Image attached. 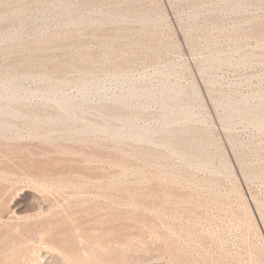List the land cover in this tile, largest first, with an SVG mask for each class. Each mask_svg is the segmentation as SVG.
Wrapping results in <instances>:
<instances>
[{"label":"rangeland","instance_id":"rangeland-1","mask_svg":"<svg viewBox=\"0 0 264 264\" xmlns=\"http://www.w3.org/2000/svg\"><path fill=\"white\" fill-rule=\"evenodd\" d=\"M6 1L7 0H5V1L0 0V9L1 10H2L3 5H4L3 3H5ZM20 1L21 0H19V1L17 0V2H20ZM135 3H136V5H134ZM19 5L21 8L19 7ZM153 7H154V9H153ZM18 8L21 9V10L19 9V11H21V13L18 11L19 15L18 14L15 15V16H17V18L15 16L12 17L11 15H9L11 17L9 18L7 16L8 19L5 18L3 20V21H5V23H3V24H2L3 21L0 20L1 21L0 22V52H4V50L6 49L4 52L5 55H4V53L3 54L0 53V60H1L0 61L1 62L0 69H2L0 71V74L2 75V76L0 75V78L4 77L3 75H5V74L11 75L13 72L14 73L20 72V73H25V74L27 72V74L33 75L35 77V79H37V80L27 79V80L23 81L21 83L22 85H21V88L18 90L17 95H20V97H23L27 100H32L31 102L33 105H35L36 103L41 104L43 102V100L33 99V96L31 94L36 89L37 86L40 87L43 85L38 81L39 78H41L42 76H45V74H49L53 78V81H55V80L57 81V80L65 77V74H66L65 78H68L69 80L77 79L79 77L78 74L80 75V72H82L88 68L90 70L88 69L87 71H89V72L93 71L94 74L91 73V75L93 74V78H89V79H86L85 81H83L82 82L83 87L81 89H69V88L65 87V88H63L62 93H67L70 97H72L73 99L78 101L82 95V91H87V100L89 103H91L93 105H99L101 103L107 102L108 105H111V104H114L112 101L113 96H118V95L120 96V95L124 94L125 92H127L129 90V88H131L132 85H133L132 86L133 90H134V86H137L139 88L142 85H144L142 87L148 86V87H150L149 89L152 90V92H150V96H153L152 99L155 98L156 100H158V99H161V94H160L161 88H159V87L166 84V81L169 80L167 83L170 82L169 83L170 85L173 84V86H172L173 90L170 91L171 94H170V92L167 93V95L169 94L168 95L169 97L165 96V97H167V98H165L166 100L164 99V102L166 103V105L171 108L173 114H175L177 107H181L182 109H185V110L187 109L186 111H189V113H191L193 115L192 120L189 121L190 123L182 121L183 122V125H182L181 124L182 122L180 121L179 124L181 126L179 124L178 125L180 127H183V128H186L188 126L193 127V128H197V131L198 132L200 131L201 132L200 134H202V136H201L195 130L192 132V133H194L193 136L195 138H193L192 134H188L189 136L187 135L184 137L183 135H178L175 131L176 127L173 126L175 128H169L170 130L168 132L171 135L166 134V136H165V133H166L165 132L164 135L162 133H159V134L157 133L162 138H159V136L156 134L154 137V141H156L157 144L159 142L161 144L162 140H163V142H166V141L168 142V141H170V138H171V140H174L172 142H175V144H178L183 150L187 149V145L185 143L188 142L187 144H189V147L190 146L191 147L190 148L188 147V149L186 151L185 150L184 151L187 153L190 152V154L189 153L188 154L193 156L192 157V159H193L192 165L194 164L195 166L191 165V167H192L191 169H190V166L186 165L185 162L180 157H176V156H175L176 158L173 156L170 157V155H171L170 151L168 149L166 150L162 146H160L161 149H159L160 147L157 144H156L157 146L155 145V146H153V148H152V146L150 147L149 145L147 146V144H145L144 146L145 147L147 146V148H148V151H147L146 150L147 148H145L143 146L144 143L143 144L142 143L134 144L135 142L130 139L131 138L130 133H127V132L124 133L122 136V141L124 143L123 142L119 143V145L116 149H114L112 147L113 146L112 143H108V141L107 142L106 141L100 142V140L97 141L98 145L92 144L91 140L90 141H83V143L80 142V144L79 143H73L71 145L63 144V146L67 145L70 148H72L76 153L80 152V153H83V154L88 155V156L89 155L90 156L95 155L98 158H100L102 160V162L99 164L98 163L95 164V162H92L91 164L90 163L84 164L83 159L79 156L74 157V158L68 157V156L59 157V156H57V155L55 156L53 154L54 160H56L58 163L55 170L56 171L58 170V171L69 172L70 181L72 182L73 185L75 184L74 186H77V187L72 186V187L68 188L67 190H65V193H62V196H60L61 194L56 196L57 197L56 200H58L59 204L63 205L64 207H66L65 205L69 206V208H70L69 211L72 214L71 215L72 223L70 224L65 219H61L60 216H58L57 222L54 220V218H53V220H51L52 224H51V221H49L50 224L45 229V231L47 233H50L49 235H51V237H50L51 239L50 238L48 239V240H50L49 242L50 243L52 242L51 243L52 245H54L56 248L66 252V253L67 252L77 253V251H79V247H78L79 243L82 245H85L86 247L99 250L103 253L105 252L104 251V249H105V250L109 251V253L106 251L104 254L105 257L107 256L106 258H107L108 262H106V264H112L113 262H114L113 264H120V263L127 264V262H129L128 264H130V263L131 264L132 263L133 264H176L179 261H180V264H188V262H190V261L191 262L189 264H192V263L199 264V262H200V264H241L242 262H244L242 264H245V263L246 264L247 263L248 264L249 263L250 264L251 263L252 264H264V257H263L264 255L262 254V253H264V248H263L264 247V245H263V243H264V181H263L264 180V126L263 127L260 126V128H259V126L258 127L256 126V123H255L256 121H254V124H251L252 121L250 123L249 122L250 119L249 118L246 119V117H248V116H244V117L242 116L241 117V115L237 116V114L235 115L231 112L232 110H235L236 106H237V109L240 108V106L241 107L247 106V108L251 107L250 109H252L254 105L258 104L259 106L257 105L256 107L257 108L260 107L259 108L260 112L264 108V52H263L264 51V21H263L264 20V0H136V1H134V0H93V1L92 0H86V1L85 0H24V1H21L20 3H17V10H18ZM72 11H73V13H72ZM126 11H127V13H126ZM158 11H160V12H158ZM136 12H137V15H136ZM161 12H162V15L160 14ZM68 13H69V15H68ZM130 13L131 14L135 13L136 18L144 16L145 14H148L147 16L149 17V20H150V21H148V23L149 22H151V23L150 24L147 23V25H145L143 23H140L137 19L126 18L125 16L126 15L130 16ZM139 13L142 15L140 16ZM125 19H127V20H125ZM79 20H80V23H79ZM90 22L93 24H91ZM138 22H139V24H138ZM81 23L84 25H82ZM86 23H88V24H86ZM258 23H259V25L257 26L256 24H258ZM140 24L142 26L144 25L146 28L144 26L143 27L140 26ZM260 24H261V26H260ZM80 26H82V27H80ZM125 27L127 29H125ZM86 28H88V29H86ZM120 29L122 31L121 32L122 34L120 33ZM142 29H144V31ZM123 31H124V33H123ZM146 31L147 32L152 31V35H150L151 33L147 34ZM51 33H53L54 35H52ZM137 33H138V35H137ZM186 33H188L189 35ZM203 33H205V34H203ZM50 34L52 35V38L54 37V39L57 43H55L54 39L53 40L50 39V37H49ZM71 34H73V36ZM101 34H102V36H101ZM119 34H121V35H119ZM135 34L137 35V37H135L136 36ZM64 35H65V37H64ZM146 35L148 37H145ZM56 36H57V38H59L58 41H57V38H55ZM60 36H62V38ZM66 36H68V37H66ZM151 36L152 37L154 36V38H152ZM108 37L110 40L108 39ZM142 37H144V38H142ZM158 37H160V38L158 40H156ZM39 38H41V39H39ZM90 38H92V39L97 38L96 39L97 41L94 39L90 40ZM105 38H106V40H105ZM32 39L36 40V42L33 41ZM47 39H48V41H47ZM79 39H81V40H79ZM103 39H104V41H103ZM31 40H32V42H30ZM70 40H72V41H70ZM232 40L234 41V43ZM50 41H51V43H50ZM92 42H94V43H92ZM97 42H98V44H97ZM107 43H108V45H106ZM128 43L130 45L133 44L132 47L135 46L137 48L133 47V49H132L131 46H128L129 45ZM135 43H137V44L135 45ZM167 43H168V46H167ZM235 43L236 44L238 43V44L236 45ZM36 44L40 47H38ZM80 44H82V45H80ZM121 44H123V45H121ZM140 44H142V45H140ZM148 44H149V46H148ZM161 44L163 46H160ZM19 45L21 46V48L19 47L20 50L17 47ZM47 45H49V46L47 47ZM78 45L82 48L81 50H80ZM118 45L121 48L122 47L123 48L122 49L119 48ZM138 45L140 48L138 47ZM152 45H154L155 47ZM13 46H15V47H13ZM107 46L109 47V49ZM159 46L162 47V49H161L162 51L160 49H158ZM164 46L166 48H164ZM99 47H100V49H99ZM7 48H9V49H7ZM10 48H11V50H10ZM64 48H69V50L66 49L69 52L64 50ZM78 48H79V51L77 50ZM110 48H111V50L113 49L114 51L108 52V51H110ZM149 48H150V50H149ZM12 49H13V51H12ZM16 49H18V50H16ZM61 49H63V50H61ZM116 49L117 50L119 49L120 51L119 50L117 51ZM127 49L129 50V52ZM8 50H10V51L8 52ZM82 50L85 52H83ZM138 50H141V51H138ZM148 50H149V52H146ZM31 51H33L34 55ZM61 51H64V52L62 53ZM65 51L67 54L65 53ZM121 51H124V52L121 53ZM125 51L127 52L126 53L127 55L125 54ZM150 51H152L153 53H151ZM249 51H250V53H249ZM47 52H48V54H47ZM59 52H61V53H59ZM106 52H108V54H106ZM118 52H120L121 55L116 54ZM245 52H246V54H245ZM255 52H257L258 54ZM19 53H22V55ZM68 53H70L71 55H69ZM75 53L76 54L78 53L77 55L79 57ZM87 53H88V55H87ZM111 53L113 55V56L111 55L112 58H114L113 60H116L118 58H120V59H118V61L116 60V62L111 61L112 60L111 56H108L109 58L107 57V55H109ZM114 53L116 55H114ZM146 53H148L147 54L148 56H146ZM247 53H249V54H247ZM16 54H18V55H16ZM85 54L88 57V59L85 56ZM250 54L251 55L253 54L254 56L253 55L250 56ZM8 55H10V56H8ZM67 55L69 57H67ZM131 55H134V56H131ZM258 55L259 56L261 55V56L259 57ZM7 56L9 57V59ZM100 56H101V58H100ZM130 56L134 57L135 59L131 60L132 58H130ZM137 56L139 58H137ZM243 56L246 58L247 57H249V58L251 57V58L250 59L247 58L248 59L247 60ZM26 57L29 58V60H27ZM57 57H58V59H57ZM73 57H74V59H73ZM115 57H117V58H115ZM122 57H123V59H122ZM213 57L215 59L217 58L216 60L220 59L221 61H216ZM255 57L256 58L258 57V59H256ZM1 58L2 59L4 58V59L2 60ZM43 58H45L44 61L46 59H48V60H46L44 62ZM67 58H68V60H67ZM96 58H98V60ZM110 58H111V60H109ZM209 58H212L215 62H217L219 64L212 65L208 61ZM31 59H33V60H31ZM59 59H61L63 62H65L64 63L65 65L62 64L63 62L59 61ZM128 59H129V61H128ZM224 60L226 61V63ZM243 60H244L245 64L247 63L246 65L244 64V62H242ZM33 61L36 63L33 64ZM54 61L56 62L55 66H54V63H55ZM120 61L121 62L124 61L125 63H123V62L121 63ZM248 61H250V62H248ZM251 61H253V62L251 63ZM30 62L33 65L30 64ZM85 62H87V63L83 64ZM114 62L116 63V65L114 64ZM138 62L141 63V65ZM23 63H24V65H23ZM38 63H41V65H39ZM68 63H69V65H68ZM80 63H81V65H79ZM119 63L122 65H120ZM131 63H132V65L134 64L133 68L130 67ZM18 64H21V66ZM88 64H90L92 66H89ZM124 64H125V66L127 64H129V65H127L125 68H123ZM224 64H226V65H224ZM233 64H234V66H237L239 64L238 68H236V67L233 68L232 67ZM76 65H78V66H76ZM85 65H87L88 67ZM211 65H212V67L219 65V67L218 66H217L218 68L214 67L213 68L214 71H211V70H213L212 68L209 67ZM70 66H71V69H69ZM79 66L82 67V69ZM136 66H138V67H136ZM239 66H241V68H239ZM6 67H7V69L11 68V70L10 69L7 70ZM17 67H18V69H17ZM113 67L115 69H112ZM117 67L119 68V72L117 70L118 69ZM205 67H208L210 72ZM36 68H38V70ZM52 68L56 72L54 70H51ZM77 68H79V70ZM102 68H103V70H102ZM215 68H216V70H215ZM18 70H19V72H18ZM58 70H59V72H58ZM77 70L79 73L77 72ZM96 70H98V72ZM110 70L113 72H111ZM115 70H117V72ZM50 71H51V73H50ZM108 71H110L111 74L116 72V74L114 76L110 75V72H108ZM2 72H4L5 74L4 73L2 74ZM36 72L37 73L39 72V73L37 74ZM41 72H42V74H41ZM52 73H56V74L53 75ZM160 81H162V82L165 81V82H163L164 84L161 82L162 84L159 86L158 84H160V83H157V82H160ZM173 82H175V83H173ZM39 83H40V85H39ZM183 86H186L187 88H184ZM154 87H155V89H154L155 91H153ZM182 87H183V90L179 91V89L180 88L182 89ZM190 88H192V89H190ZM125 89H127V90L125 91ZM175 89H176V91L178 90L177 91L178 93L175 91ZM181 91L183 93H181ZM187 91H189V93H187ZM178 94H179V96H178ZM220 94H222V95H220ZM180 95L182 97H180ZM184 96L185 97L187 96L189 99L185 98ZM216 96L223 97V98L225 97L227 99L225 100V98L224 99L222 98L223 99L222 100L221 98L217 97V99H218L217 100ZM242 96L245 97V99H246L245 101H244V98ZM194 97H196V98H194ZM233 97H235V100ZM191 98H193V100ZM132 99H131L132 101H131L129 107H127L123 110V112L126 114V116L128 115V118L133 123H136L138 125L145 124V126H147L149 128H156L159 124L158 121L160 119L157 117H161V115H162L161 113H163V111H165V110L160 108V110H161L160 111L159 110L160 105H156L155 103H152L151 98H148V100H147V98L144 99V98H137L136 97V100H135L134 99V91H133V98ZM137 99H140L141 101L140 100L137 101ZM142 99L145 100L146 103L143 102ZM185 99H187L188 101L186 100L187 102H185ZM238 100L239 101L241 100V101L237 102ZM147 101H148V104H147ZM178 101H179V106H178ZM216 101L219 103L221 102V105L219 103H217ZM222 101H224V103L226 105ZM227 101L229 104L226 103ZM231 102H233L232 104L233 105L235 104V105L233 106L232 104H230ZM241 102H243V104ZM183 103H185V104H183ZM192 103H194V104H192ZM180 104H182V105H180ZM215 104L217 106H215ZM148 105H150V106L147 107ZM185 105H187V106H185ZM260 105H262V106H260ZM144 107H146V109ZM156 107H158V109H155ZM192 107H193V109H191ZM40 108L42 110H44V107L40 106ZM148 108H150V109L148 110ZM232 108H234V109H232ZM254 108H255V106H254ZM126 110H128V112ZM142 110H144V111H142ZM226 110H227V112H230L229 114L232 113V115L227 114V112H225ZM158 111H160L161 113ZM141 112L142 113L144 112V113L142 114ZM149 112H150V115H149ZM260 112L257 116L258 119H256V120L257 121L258 120L264 121V113H263L264 111H262L261 113ZM47 113H48V111H47ZM89 113H90V115H94L95 111L89 110ZM156 113H158L160 116H158V114L156 115ZM225 113L228 115L229 118H227V115ZM138 114L141 116H137ZM173 114L170 115V118H172ZM194 114L196 116H194ZM220 115H224L223 117L226 116L225 118H223V120H225L224 125H223V123H221V121H223V120H221L222 116L220 117ZM233 115H235V116H233ZM199 116H200V118H199ZM230 116L232 117L233 120L230 118ZM201 117H203V118H201ZM235 117H237V118H235ZM260 117H261V120L259 119ZM194 118H196V121H197L196 126H195V122H193ZM219 118H221V119H219ZM143 119H145V120H143ZM199 119L204 121V123H202V121H200ZM242 119L247 120V121H242ZM248 119H249V121H248ZM238 120H239V122H238ZM207 121L209 124L207 123ZM232 121L234 122L233 124H231ZM155 123H157V124L155 125ZM186 123H188V124H186ZM201 123L205 124V126L204 125L201 126ZM191 124H192V126H191ZM206 125H207V127H206ZM208 125H210L211 127ZM225 125L227 126V128H225ZM231 125H233V126L231 127ZM203 126H204V129L202 128ZM228 126H230L231 129ZM261 127H262V129H261ZM228 128H229V130H226ZM201 129L203 130V132L201 131ZM204 131H205V133L206 132L208 133L206 135V137H204V135H205ZM209 131H211V132H209ZM210 133H211V135H210ZM198 135H200L199 136L200 138L198 137ZM208 135H209V137H208ZM213 136H214V138L211 139ZM190 137H191V140H190ZM197 137L199 138V141H201V142H199V143L197 142L198 141V139H196ZM228 137H230V138H228ZM165 138H167V140ZM185 139L187 140V142ZM203 139H204V141H203ZM128 140H129V142H128L129 144L126 145ZM130 141H131V143H130ZM189 141H191V142H189ZM88 143L90 145H88ZM193 143L194 144L196 143L195 144L196 146L192 147ZM210 144L212 145V147H215V148H212V147L210 148L209 147ZM23 145H28L29 148L31 150H33V152H35L36 154H38L40 152V150H42V149H44V150L47 149L46 147H41V145H39L36 142L24 141ZM38 145L40 148H38ZM110 145H112V146H110ZM120 145L122 148L120 147ZM139 145H141L143 147H141ZM83 146H85V147H83ZM100 147H101V149H99ZM195 147H198L199 152L200 151H202V152L199 153L198 151H196V150H198V148H195ZM206 147H207V149H206L207 151H205V149H204ZM124 148H126V149L124 150ZM193 148L195 151L193 150ZM208 148H209V150L211 149L210 153L208 152L209 151ZM134 149L137 151V153ZM151 149H153V150H151ZM48 150H50V148H48ZM117 150H118V152H117ZM138 150H140L141 153H143L144 150H146V151L143 154H141ZM213 150H214V152H212ZM51 151L53 152L54 150H51ZM130 151L133 152V154H134L133 156H132V153ZM151 152L154 154L152 155ZM122 153L126 154V155L124 154L125 157L128 156L129 154L130 155H129V157H126L124 159V155ZM127 153H129V154L127 155ZM156 153H157V155H159V153H160L161 157L160 156H158V157H160L161 159L159 158V160H158V157L156 158V156H157ZM194 153L196 155L201 154V157H203L202 155L208 156V153H209V155L212 153V155H214L215 158L212 155L210 157L208 156L209 157L208 159H210V160L212 159V161L208 160L209 163L211 164V165L208 164V166H210L212 169L210 167H207L208 168L207 170H203L205 172H203L200 169H199V172H197L196 170H198V169H196L197 168L196 161L197 162L199 161L198 163H200L203 161V158L200 157L198 159L199 156L198 155L196 156ZM121 154L123 157L121 156ZM148 154L150 155L149 157L147 156ZM115 155H117L118 157ZM194 155L196 157H194ZM222 155H223V157L220 159V157ZM225 155H226V157H225ZM130 156H132L133 158L131 159ZM141 156H142V158H140ZM162 156L170 158V159H167V158L165 159ZM216 156H217V158H216ZM218 156H219V160H218ZM237 157L239 160L237 159ZM128 158H130V159H128ZM178 158H179V160H177ZM194 158H196V159H194ZM206 158L207 157H204V160ZM121 159H122V161H121ZM152 159H155V160H152ZM224 159L226 160V163H225ZM217 161H218V163H217ZM220 161L223 163H221ZM165 162H167V163L165 164ZM239 162L240 163L242 162V165L244 167L242 165H240ZM125 163H126V165H124ZM219 163L221 165H219ZM67 164H69V165H67ZM82 164H84V165H82ZM117 164H118V166H117ZM157 164H158V166H157ZM212 164H213V167H212ZM35 165H36V163H35ZM81 165L83 166V168ZM92 165H94V167ZM166 165H169L168 166L169 168ZM178 165H179V167H177ZM217 165H218V167H217ZM113 166L115 168H113ZM151 166L155 167V169L158 172L154 168L151 169ZM173 166H175L177 169H175V167L173 169L172 168ZM222 166H223V171L221 169ZM95 168H96V170H95ZM98 168H100V169H98ZM106 168L108 170H106ZM110 168H112V169H110ZM127 168H128V170H127ZM135 168H136V170H135ZM163 168H165V169H163ZM167 168L170 170H168ZM178 168H180L181 170ZM193 168H195L194 170L196 172H194ZM218 168L221 170H219ZM141 169H142V171H141ZM159 169H161V170H159ZM210 169L213 172L215 170V172H214L215 175H213L214 173ZM154 170L157 173L154 172ZM162 170H163V172H162ZM173 170L175 171V173ZM188 170L191 172H189ZM98 171L100 173H98ZM133 171L134 172L136 171L138 174L136 172H135L136 173L135 174ZM178 171H180V172H178ZM206 171L208 172L209 175L211 174V172L213 174H211L210 176L208 174L206 175ZM229 171H231V172H229ZM255 171L259 174L258 177H256L258 174L255 173ZM193 172L196 174L194 175ZM222 172H224V173H222ZM245 172H246V174H249L248 177L251 176L252 179L247 178L248 179L247 180L246 178H244L243 176L246 175ZM140 173L142 175H140ZM168 173H170V174L173 173V174H171L172 176L170 175V179L172 181L169 179ZM178 173H179V177H178ZM219 173H221V174H219ZM230 173L232 174V176L230 175ZM159 174H161V175H159ZM189 174H190V176H189ZM191 175H193V177H191ZM217 175L218 176L219 175L224 176V178L221 176L218 177ZM83 176H85V177H83ZM115 176H116V178H113ZM134 176H135V178H133ZM180 176H182V178ZM213 176L216 179H214ZM226 177H228L229 179ZM245 177H247V176H245ZM128 178L129 179L132 178V179L129 180ZM136 178H137V180H136ZM142 178H145V179L143 180ZM179 178H180L181 182H179L180 181ZM217 178L219 179V181L217 180ZM113 179H114V181L118 182L117 184H119V182H121L119 184L120 187H119V185L116 184L117 185V191L116 192L107 191L106 188H105V191L103 192L104 188H101L102 191L98 189V186H100V184L97 186H95L93 184L94 181L98 180V182H101V184L104 182L103 183L104 185H108V184L113 182ZM119 179H121V180H119ZM189 179H191V180H189ZM244 179H246V181H249V182H245ZM84 180H85V182H84ZM86 180H87V182H86ZM109 180L110 181L112 180V181L110 182ZM165 180L170 184L172 182V184H174V185L170 186L167 182H165ZM173 180H175V181H173ZM205 180H207V181H205ZM128 181H132L133 183L128 182ZM139 181H141L143 184L140 183ZM145 181L146 182L148 181V182L146 183ZM157 181L161 184H159ZM200 181H202V182H200ZM208 181L210 182V184H208L209 183ZM82 182L84 185L82 184ZM163 182H164V184H163ZM80 183L82 184V186ZM165 183H167L169 186L166 185V187H165ZM203 183H205V184L203 185ZM195 184H196V186H194ZM197 184L198 185L201 184V185H199V187H198ZM215 184H216V186H215ZM176 185L177 186L180 185L179 186L180 190L178 187H174ZM207 185H211V187L207 186ZM2 187H3V189L7 188L6 191L4 190L5 192H2V189H1ZM2 187L0 188V211H4L5 216L3 215V212H0V230L4 228V226H2L3 224H6V223L8 224L11 220H14L16 215L19 217H21V216L22 217L23 216L36 217L39 214V210L36 208V202L34 201L35 194H37L35 190L28 188V187L22 188L21 186H13L12 188H9V185H7V184H4ZM232 187H233L234 191H231V190H233ZM71 188H73V191ZM76 188L78 189V191ZM177 188H178V191H177ZM24 190H26V191H24ZM88 190H90V191H88ZM229 190H230V192H229ZM236 190H238L239 192ZM19 191L20 192L22 191L23 194H22V192L20 193ZM80 192H82V193H80ZM102 192L104 195L102 194ZM90 193H91V195H90ZM213 193L214 194L216 193V195H213ZM85 194L87 195L86 197H85ZM92 194H93V196H92ZM131 194H133L134 196L133 195L131 196ZM235 194L236 195L238 194V195L235 196ZM94 195L97 197L92 199V197H94ZM106 195H107V197H106ZM90 196H92V197L90 198ZM154 196H155L156 200H158V201L155 200ZM164 196H166V197H164ZM26 197H27V199H26ZM65 197L67 200L65 199ZM70 197H72V198H70ZM80 197L82 199H78ZM84 197L86 199H84ZM219 197H221L223 200ZM30 198H32V199H30ZM103 198H106V200ZM162 198H164L166 201ZM182 198L184 201L182 200ZM238 198H240L242 201H240V199H238ZM90 199H92V200H90ZM218 199H219V201H218ZM130 201H132V202L134 201L133 204ZM163 201L166 203H164ZM12 202H13V204H12ZM28 202L31 203L30 206H29ZM210 202H211V204H210ZM86 204H88V206ZM109 204H111L112 207H110ZM124 204L126 205V207ZM164 204H166V206H164ZM173 204L175 205V207L173 206ZM178 204H180L181 207H179ZM241 204H242V206H241ZM254 204H257L258 206H260L261 210H259L260 208L258 209L257 205H254ZM95 205H96V207H95ZM137 205H138V207H137ZM244 205L247 206V208L246 207L244 208ZM116 206H117V208H116ZM222 206H224V207H222ZM105 207H107V208H105ZM113 207H115V208H113ZM176 207H177V209H176ZM256 207H257V209H256ZM15 208H17V209H15ZM101 208H103V209H101ZM121 208L125 214L123 212H121V210H120ZM139 208H141V209H139ZM8 209H9V211H8ZM79 209H80V211H79ZM130 209H133V210L130 211ZM155 209L157 211H155ZM179 209L181 212L179 211ZM31 210H33V211H31ZM244 210H246L245 213H244ZM258 210L260 211V214H259ZM24 211L27 213H25ZM173 211H176V212H173ZM224 211H227V212H224ZM247 211H248V213H247ZM29 212H31V213H29ZM120 212H121V214H120ZM241 212H243V213H241ZM110 213H111V215H109ZM145 213L147 215H145ZM172 213H173V215H172ZM175 213H176V215H174ZM232 213H234V214H232ZM89 214H92V215H89ZM248 214H250V216ZM83 215H86V216H83ZM87 215L90 217H87ZM96 215L99 217H97ZM103 215L105 217H103ZM118 215L119 216L121 215V216L118 217ZM94 216H96V217H94ZM241 216H243L244 219ZM75 217H79V218L77 219ZM103 218L106 219L107 221L104 220ZM130 219H131V221H130ZM169 219H171L170 220L171 226H170ZM172 219H174V220L176 219V221H174V220L172 221ZM111 220H112V222L115 221L116 223L115 222L112 223ZM119 220H120V222H119ZM61 221L63 222V224H61L62 223ZM64 221H66V222L64 223ZM75 221H76L77 225L75 224ZM86 221H88V222L86 223ZM96 221H98L99 223ZM132 221H134V222L132 223ZM236 221L240 222L241 224L237 223ZM242 221H243V223H242ZM244 221H246V222H244ZM249 221H251V222H249ZM83 222H85V223H83ZM100 222H102V223H100ZM118 222H119V224H118ZM157 222H159V223L156 224ZM244 223L246 226H244ZM57 224H58V226L62 225L61 228H60V226L57 227ZM82 224H85V225H82ZM90 224H92L93 226ZM78 225H80V226H78ZM123 225H124V227H123ZM254 225H255V227H254ZM106 226L109 228H105ZM131 226H133V227H131ZM241 226H244V227H241ZM84 227H87L88 229L91 228L93 230H91V231H90V229L86 230V228H84ZM111 227H113V228H111ZM185 227L187 229H185ZM252 227H254V228H252ZM51 228H53V229H51ZM136 228H138V229L136 230ZM82 229H84V230H82ZM151 229H153V230H151ZM154 229H156V230H154ZM252 229H253V232H252ZM54 230H56V231H54ZM64 230H67V231H64ZM94 230H99V231H94ZM102 230H104V231H102ZM109 230H110V233H107V232H109ZM169 230H170V232H169ZM62 231L66 232V233H63ZM116 231H118V233ZM172 231H174V232H172ZM177 231H179L180 233ZM54 232L55 233L60 232V233L54 234ZM140 232L143 234H141ZM99 233H100V235H99ZM112 233L117 234V235H113ZM176 233H178V234H176ZM251 233L253 236L251 235ZM246 234H248V235H246ZM66 235H67V237H66ZM118 235L120 238L118 237ZM124 235H126V237ZM134 235H136L135 236L136 238L134 237ZM165 235L167 236V238ZM177 235L179 237L180 236L181 237L179 238ZM85 236H87V238ZM108 236H110V237H108ZM132 236L134 238H132ZM137 236L140 238H138ZM170 236H172V239ZM83 237H85V238H83ZM88 237H89V239L91 238L90 241H89ZM92 237L95 239H93ZM98 237H100L101 239L100 238L98 239ZM113 237L114 238L116 237V238L113 239ZM79 238H81V239H79ZM190 238H192L193 240ZM33 239H36V235H33ZM69 239H73V240L69 241ZM104 239H105V241H102ZM58 240H62V241H58ZM80 240H82V242H80ZM87 240H88V243H87ZM160 240H162V241H160ZM65 241H67V242L63 244L62 242H65ZM99 241L101 242V244H102V242H105V243L109 242V243L102 244V246H101ZM110 241H111V243H110ZM163 241H165V242H163ZM169 241H170L171 245L168 244ZM172 241H174V242H172ZM176 241H178V243ZM95 242L96 243L98 242V243L96 244ZM93 243L98 247H96ZM172 243L173 244L175 243V245H173ZM188 243H190V244H188ZM66 244H67V246H66ZM70 244H72V246ZM129 244H132V245H130L131 247L129 246ZM162 244H163V246H162ZM176 244H177V246H176ZM68 245L71 247H69ZM127 245L129 246V248ZM164 245H168V246H164ZM169 245L173 248H171ZM243 245H245V246H243ZM0 246H1V242H0ZM99 246L101 248H99ZM175 246H176V248H175ZM193 246L195 247L194 249H193ZM75 247H76V249H75ZM259 247H260V249H259ZM102 248H104V249H102ZM111 248H112V250H111ZM159 248H161V249H159ZM190 248H191V250H190ZM113 249L116 251V253ZM123 249L124 250L128 249V250H126V253H125V251ZM132 249L134 252L131 251ZM182 249H183V251H182ZM187 249H189V250H187ZM245 249L248 251H246ZM258 249H259V251H258ZM44 250L45 249L40 248V247L39 248L35 247V249H34L33 246H30V252L28 254H26L23 258H17L13 262H12V260L11 261L8 260L7 263H3L0 260V264H2V263L3 264H8V263L9 264H51V263L57 264L58 262H61V258L58 256L56 251H54V250L53 251H51V250L47 251L46 250L44 252ZM176 250H178L180 253ZM193 250H195L196 252ZM243 250H244V252H243ZM253 250H255V252ZM41 251H42V254H41ZM171 251H172V253H174L173 255H171ZM191 251L193 252V254ZM110 252L112 253V255H109ZM117 252H118V255H116ZM127 252H129V253H127ZM130 252L131 253L133 252L132 254H134V255H132ZM187 252L188 253L191 252L189 254L190 256L187 254ZM245 252H246V255H244ZM226 253H227V256H226ZM232 253L233 254L235 253V254L233 255ZM247 253L252 254V255L249 254L251 258L249 256H247L248 255ZM126 254H131L132 256L130 255L131 257L130 256L128 257ZM184 254H185V256H184ZM204 254H205V256H203ZM253 254L256 255V257ZM241 255H242V257H241ZM175 256H177L178 258ZM232 256H234V257H232ZM52 257H53V259H52ZM119 257H120V259H119ZM235 257H236V259H239V258H242V259H240V261L235 260ZM46 258L48 261L46 260ZM130 258H132L134 261ZM181 258L182 259L186 258V259L184 261V259L182 260ZM57 259L60 261H58ZM110 259H112V260H110ZM175 259H176V261H175ZM188 259H189V261H188ZM115 260H119V261H115ZM194 260H196V261H194ZM241 260H242V262H241ZM172 261L173 262L175 261V262L173 263ZM236 261L238 263H236ZM58 264H60V263H58Z\"/></svg>","mask_w":264,"mask_h":264},{"label":"bare ground","instance_id":"bare-ground-1","mask_svg":"<svg viewBox=\"0 0 264 264\" xmlns=\"http://www.w3.org/2000/svg\"><path fill=\"white\" fill-rule=\"evenodd\" d=\"M5 1V0H4ZM19 1V0H18ZM21 1H24V0H21ZM20 1V2H21ZM86 1V0H85ZM93 1V0H92ZM134 1H136V0H134ZM20 2H17V0H7L5 3H3L4 5H3V8H2V10L0 11V20H4L5 18L6 19H8L7 18V16L10 18L11 16L13 17V16H15V15H17L18 14V11H19V9L21 8L20 7V5H19V7L20 8H18V10H17V3H20ZM82 2V1H81ZM142 2V1H141ZM144 2V1H143ZM157 4V3H156ZM131 5V4H130ZM134 5H136V3L134 4ZM23 6V5H22ZM82 6V5H81ZM155 7V6H154ZM154 7H153V9H154ZM236 7V6H235ZM23 8V7H22ZM76 8V7H75ZM74 9V8H73ZM126 9V8H125ZM135 9V8H134ZM157 9V8H156ZM155 9V10H156ZM233 9V8H232ZM236 9V8H235ZM21 10V9H20ZM136 10V9H135ZM161 10V9H160ZM71 11V10H70ZM140 11V10H139ZM20 13H21V11H19ZM131 12V11H130ZM142 12V11H141ZM158 12H160V11H158ZM23 13V12H22ZM72 13H73V11H72ZM125 13V12H124ZM126 13H127V11H126ZM129 13V12H128ZM155 14V13H154ZM161 15H162V12L160 13ZM9 15H11V16H9ZM19 15V14H18ZM68 15H69V13H68ZM136 15H137V12H136ZM139 15L141 16L142 14H140L139 13ZM144 15V14H143ZM148 14H145L144 16H141V17H135V13L134 14H131L130 13V16H128V15H126L125 17L126 18H131V19H137L140 23H143V24H145V25H147V23H148V21H150L149 20V17L147 16ZM121 16V15H120ZM164 16V15H163ZM16 18H17V16H15ZM123 18V17H122ZM151 18V17H150ZM158 18V17H157ZM154 19V18H153ZM125 20H127V19H125ZM264 21V20H263ZM1 22V21H0ZM82 22V21H81ZM86 22V21H85ZM134 22V21H133ZM137 22V21H136ZM139 22H138V24H139ZM3 23H5V21H3L2 22V24ZM79 23H80V20H79ZM78 23V24H79ZM89 23V22H88ZM88 23H86V24H88ZM91 23V22H90ZM151 22H149L148 24H150ZM263 23V22H262ZM261 23V24H262ZM82 24V23H81ZM91 24H93V23H91ZM162 24V23H161ZM165 24V23H164ZM261 24H260V26H261ZM82 25H84V24H82ZM90 25V24H89ZM160 25V24H159ZM257 26L259 25V23L258 24H256ZM93 26V25H92ZM140 26H142L141 24H140ZM144 26V25H143ZM142 26V27H143ZM161 26V25H160ZM164 26V25H163ZM80 27H82V26H80ZM88 27V26H87ZM90 27V26H89ZM124 27V26H123ZM145 27V26H144ZM148 27V26H147ZM153 27V26H152ZM203 27V26H202ZM97 28V27H96ZM146 28V27H145ZM144 28V29H145ZM151 28V27H150ZM161 28V27H160ZM259 28V27H258ZM86 29H88V28H86ZM125 29H127L126 27H125ZM144 29H142L143 31H144ZM153 29V28H152ZM159 29V28H158ZM154 30V29H153ZM191 30V29H190ZM206 30V29H205ZM119 31V30H118ZM155 31V30H154ZM199 31V30H198ZM98 32V31H97ZM122 31H121V29H120V33H121ZM140 32V31H139ZM194 32V31H193ZM200 32V31H199ZM259 32V31H258ZM81 33V32H80ZM105 33V32H104ZM123 33H124V31H123ZM146 33L148 34V33H151L150 35H152V31H150V32H147L146 31ZM190 33V32H189ZM192 33V32H191ZM201 33V32H200ZM52 35H54L53 33H51ZM50 34V35H51ZM60 34V33H59ZM62 34V33H61ZM76 34V33H75ZM74 34V35H75ZM79 34V33H78ZM83 34V33H82ZM122 34V33H121ZM121 34H119V35H121ZM154 34V33H153ZM185 34V33H184ZM186 34H188V33H186ZM203 34H205V33H203ZM263 34V33H262ZM49 35V37H50V39H54V37L52 38V35L50 36ZM72 36H73V34H71ZM70 35V36H71ZM80 35V34H79ZM104 35V34H103ZM125 35V34H124ZM136 35V34H135ZM137 35H138V33H137ZM137 35L135 36V37H137ZM149 35V36H150ZM156 35V34H155ZM154 35V36H155ZM159 35V34H158ZM189 35V34H188ZM59 36V35H58ZM97 36V35H96ZM101 36H102V34H101ZM154 36L152 37V38H154ZM160 36V35H159ZM185 36V35H184ZM204 36V35H203ZM257 36V35H256ZM45 37V36H44ZM61 38H62V36H60ZM64 37H65V35H64ZM66 37H68V36H66ZM81 37V36H80ZM93 37V36H92ZM95 37V36H94ZM110 37V36H109ZM109 37H108V39H109ZM119 37V36H118ZM122 37V36H121ZM145 37H148L147 35L145 36ZM161 37V36H160ZM160 37H158L156 40H158ZM197 37V36H196ZM48 38V37H47ZM55 38H57V36L55 37ZM142 38H144V37H142ZM162 38V37H161ZM195 38V37H194ZM35 39V38H34ZM37 39V38H36ZM39 39H41V38H39ZM38 39V40H39ZM49 39V38H48ZM48 39H47V41H48ZM58 39L59 38H57V41H58ZM67 39V38H66ZM78 39V38H77ZM92 38H90V40H91ZM94 39V38H93ZM92 39V40H93ZM97 39V38H96ZM96 39H94V40H96ZM107 39V40H108ZM148 39V38H147ZM200 39V38H199ZM33 40V39H32ZM32 40L30 41V42H32ZM45 40V39H44ZM43 40V41H44ZM69 40V39H68ZM73 40V39H72ZM72 40H70V41H72ZM76 40V39H75ZM79 40H81V39H79ZM78 40V41H79ZM105 40H106V38H105ZM110 40V39H109ZM120 40V39H119ZM153 40V39H152ZM151 40V41H152ZM161 40V39H160ZM187 40V39H186ZM189 40V39H188ZM198 40V39H197ZM33 41H35L36 42V40H33ZM54 41H55V39H54ZM67 41V40H66ZM97 41V40H96ZM103 41H104V39H103ZM163 41V40H162ZM161 41V42H162ZM192 41V40H191ZM233 41V40H232ZM239 41V40H238ZM41 42V41H40ZM45 42V41H44ZM80 42V41H79ZM100 42V41H99ZM112 42V41H111ZM121 42V41H120ZM49 43V42H48ZM47 43V44H48ZM50 43H51V41H50ZM55 43H57L56 41H55ZM61 43V42H60ZM63 43V42H62ZM75 43V42H74ZM92 43H94V42H92ZM104 43V42H103ZM102 43V44H103ZM117 43V42H116ZM119 43V42H118ZM122 43V42H121ZM143 43V42H142ZM145 43V42H144ZM154 43V42H153ZM160 43V42H159ZM192 43V42H191ZM197 43V42H196ZM233 43H234V41H233ZM41 44V43H40ZM39 44V45H40ZM97 44H98V42H97ZM101 44V43H100ZM120 44V43H119ZM129 44V43H128ZM137 43H135V45H136ZM172 44V43H171ZM198 44V43H197ZM236 44V43H235ZM238 44V43H237ZM236 44V45H237ZM29 45V44H28ZM37 45V44H36ZM80 45H82V44H80ZM104 45V44H103ZM106 45H108V43L106 44ZM111 45V44H110ZM109 45V46H110ZM116 45V44H115ZM121 45H123V44H121ZM125 45V44H124ZM133 45V44H132ZM132 45H128V46H131L132 47ZM140 45H142V44H140ZM235 45V46H236ZM38 46V45H37ZM36 46V47H37ZM49 45H47V47H48ZM72 46V45H71ZM79 46V45H78ZM97 46V45H96ZM119 46V45H118ZM148 46H149V44H148ZM152 46H154V45H152ZM160 46H163L162 44L160 45ZM159 46V47H160ZM167 46H168V43H167ZM196 46V45H195ZM242 46V45H241ZM13 47H15V46H13ZM12 47V48H13ZM18 47V49H19V47L21 48V46L19 45V46H17ZM35 47V46H34ZM38 47H40V46H38ZM60 47V46H59ZM108 47V46H107ZM115 47V46H114ZM133 47H135V46H133ZM133 47H132V49H133ZM138 47H139V45H138ZM151 47V46H150ZM155 47V46H154ZM158 47V49H162V47H160L159 48ZM174 47V46H173ZM176 47V46H175ZM193 47V46H192ZM234 47V46H233ZM61 48V47H60ZM79 48H80V50L82 49L80 46H79ZM79 48L77 49L78 51H79ZM103 48V47H102ZM101 48V49H102ZM113 48V47H112ZM119 48H121L120 46H119ZM123 48V47H122ZM121 48V49H122ZM129 48V47H128ZM135 48H137V47H135ZM140 48V47H139ZM144 48V47H143ZM164 48H166L165 46H164ZM237 48V47H236ZM240 48V47H239ZM7 49H9V48H7ZM18 49H16V50H18ZM23 49V48H22ZM26 49V48H25ZM66 49H68L69 50V48H64V50H66ZM85 49V48H84ZM83 49V50H84ZM99 49H100V47H99ZM105 49V48H104ZM108 49H109V47H108ZM238 49V48H237ZM6 50V49H5ZM5 50H4V52H5ZM10 50H11V48H10ZM10 50H8V52L10 51ZM15 50V51H16ZM20 50V49H19ZM58 50V49H57ZM60 50V49H59ZM61 50H63V49H61ZM68 50H66V51H68ZM76 50V49H75ZM82 50V51H83ZM106 50V49H105ZM117 50V49H116ZM119 50V49H118ZM117 50V51H118ZM128 50V49H127ZM145 50V49H144ZM149 50H150V48H149ZM149 50L148 51H146V52H149ZM12 51H13V49H12ZM11 51V52H12ZM28 51V50H27ZM34 51V50H33ZM33 51H31L32 53H33ZM66 51H65V53H66ZM111 51H114L113 49L111 50V48H110V51H108V52H111ZM120 51V50H119ZM138 51H141V50H138ZM143 51V50H142ZM156 51V50H155ZM159 51V50H158ZM162 51V50H161ZM258 51V50H257ZM4 52H0V53H4ZM10 52V53H11ZM36 52V51H35ZM62 53L64 52V51H61ZM61 52H59V53H61ZM69 52V51H68ZM75 52V51H74ZM83 52H85V51H83ZM108 52H106V54H108ZM122 52H124V51H121V53ZM128 52H129V50H128ZM133 52V51H132ZM144 52V51H143ZM151 53H153L152 51H150ZM252 52V51H251ZM264 52V51H263ZM9 53V54H10ZM37 53V52H36ZM58 53V52H57ZM79 53V52H78ZM77 53V54H78ZM81 53V52H80ZM90 53V52H89ZM105 53V52H104ZM113 53V52H112ZM112 53L111 54H109V55H107V57L108 56H111L112 55ZM121 53L120 52H118V53H116V54H120L121 55ZM127 52L125 51V54H126ZM249 53H250V51H249ZM249 53H247V54H249ZM255 53H257V52H255ZM1 54V55H2ZM19 54H21L22 55V53H19ZM24 54V53H23ZM28 54V53H27ZM43 54V53H42ZM47 54H48V52H47ZM67 54V53H66ZM69 55H71L70 53H68ZM76 54V53H75ZM76 54V55H77ZM84 54V53H83ZM95 54V53H94ZM99 54V53H98ZM97 54V55H98ZM115 53H114V55H116ZM148 53H146V56H148L147 55ZM245 54H246V52H245ZM244 54V55H245ZM258 54V53H257ZM4 55H5V53H4ZM3 55V56H4ZM7 55V54H6ZM16 55H18V54H16ZM31 55V54H30ZM33 55H34V53H33ZM37 55V54H36ZM45 55V54H44ZM87 55H88V53H87ZM124 55V54H123ZM127 55V54H126ZM151 55V54H150ZM253 55V54H252ZM251 54H250V56H252ZM8 56H10V55H8ZM7 56V57H8ZM15 56V55H14ZM29 56V55H28ZM78 56V55H77ZM85 56H86V54H85ZM113 56V55H112ZM112 56H111V58H112ZM131 56H134V55H131ZM130 56V58H132L131 60H133V59H135L134 57H131ZM140 56V55H139ZM155 56V55H154ZM248 56V55H247ZM254 56V55H253ZM259 56V55H258ZM261 56V55H260ZM259 56V57H260ZM54 57V56H53ZM64 57V56H63ZM67 57H69L68 55H67ZM79 57V56H78ZM87 57V56H86ZM91 57V56H90ZM125 57V56H124ZM244 57V56H243ZM263 57V56H262ZM6 58V57H5ZM27 58V57H26ZM25 58V59H26ZM48 58V57H47ZM55 58V57H54ZM65 58V57H64ZM63 58V59H64ZM72 58V57H71ZM70 58V59H71ZM76 58V57H75ZM82 58V57H81ZM80 58V59H81ZM100 58H101V56H100ZM109 58V57H108ZM111 58L109 59V60H111ZM115 58H117V57H115ZM129 58V59H130ZM137 58H139L138 56H137ZM154 58V57H153ZM214 58V57H213ZM245 59H247V58H249V57H244ZM251 58V57H250ZM249 58V59H250ZM256 58V57H255ZM2 59V58H1ZM4 59V58H3ZM2 59V60H3ZM8 59H9V57H8ZM11 59V58H10ZM44 59L45 58H43V61H44ZM49 59V58H48ZM48 59H46V60H48ZM57 59H58V57H57ZM62 59V58H61ZM61 59H59V61H62ZM69 59V60H70ZM73 59H74V57H73ZM87 59H88V57H87ZM97 60H98V58H96ZM114 58H112V60L111 61H115L116 62V60L118 61V59H120V58H118V59H116V60H113ZM122 59H123V57H122ZM129 59H128V61H129ZM145 59V58H144ZM215 59V58H214ZM217 59V58H216ZM215 59V60H216ZM254 59V58H253ZM256 59H258V57L256 58ZM7 60V59H6ZM19 60V59H18ZM27 60H29V58H27ZM31 60H33V59H31ZM30 60V61H31ZM38 60V59H37ZM45 60V61H46ZM51 60V59H50ZM54 60V59H53ZM52 60V61H53ZM67 60H68V58H67ZM77 60V59H76ZM83 60V59H82ZM90 60V59H89ZM88 60V61H89ZM242 60V59H241ZM248 60V59H247ZM1 61V60H0ZM25 61V60H24ZM44 61V62H45ZM56 61V60H55ZM54 61V62H55ZM71 61V60H70ZM81 61V60H80ZM87 61V62H88ZM212 65H214V64H219V63H217V62H215L212 58H209V60H208ZM216 61H221L220 59L219 60H216ZM225 61V60H224ZM5 62V61H4ZM13 62V61H12ZM50 62V61H49ZM48 62V63H49ZM63 62V61H62ZM77 62V61H76ZM75 62V63H76ZM79 62V61H78ZM83 62V61H82ZM87 62H85V63H83V64H86ZM114 62V64L116 65V63ZM121 62V61H120ZM123 63H125L124 61H122ZM121 62V63H122ZM131 62V61H130ZM135 62V61H134ZM141 62V61H140ZM151 62V61H150ZM208 62V63H209ZM242 62H244V60L242 61ZM247 62V61H246ZM248 62H250V61H248ZM253 61H251V63H252ZM22 63V62H21ZM34 63H36V62H34L33 61V64ZM47 63V64H48ZM58 63V62H57ZM65 62H63L62 64H64ZM99 63V62H98ZM137 63V62H136ZM139 63V62H138ZM207 63V62H206ZM221 63V62H220ZM225 63H226V61H225ZM239 63V62H238ZM0 64H1V62H0ZM30 64H32L31 62H30ZM32 64V65H33ZM39 65H41V63H38ZM50 64V63H49ZM55 64H56V62L54 63V66H55ZM61 64V65H62ZM67 64V63H66ZM97 64V63H96ZM100 64V63H99ZM98 64V65H99ZM118 64V63H117ZM120 64V63H119ZM140 65H141V63H139ZM143 64V63H142ZM145 64V63H144ZM236 64V63H235ZM243 64V63H242ZM244 64H245V62H244ZM247 64V63H246ZM245 64V65H246ZM18 65H20L21 66V64H18ZM23 65H24V63H23ZM26 65V64H25ZM36 65V64H35ZM59 65V64H58ZM60 65V66H61ZM65 65V64H64ZM68 65H69V63H68ZM79 65H81V63L79 64ZM89 66H92V65H90V64H88ZM120 65H122V64H120ZM127 65H129V64H127ZM126 65V66H127ZM139 65V66H140ZM212 65L211 66H209L210 68H214V67H219V65H217V66H214V67H212ZM223 65V64H222ZM224 65H226V64H224ZM230 65V64H229ZM239 65V64H238ZM238 65L237 66H234V64H233V68L234 67H236V68H238ZM37 66V65H36ZM53 66V67H54ZM72 66V65H71ZM71 66H70V68L69 69H71ZM76 66H78V65H76ZM85 66H87V65H85ZM97 66V65H96ZM111 66V65H110ZM125 66V64H124V67L123 68H125L126 67ZM11 67V66H10ZM23 67V66H22ZM35 67V66H34ZM80 67V66H79ZM88 67V66H87ZM130 67H134V64L132 65V63H131V65H130ZM136 67H138V66H136ZM217 67V68H218ZM230 67V66H229ZM247 67V66H246ZM26 68V67H25ZM24 68V69H25ZM39 68V67H38ZM38 68H36L37 70H38ZM57 68V67H56ZM81 69H82V67H80ZM86 68V67H85ZM84 68V69H85ZM94 68V67H93ZM118 68V67H117ZM116 68V69H117ZM205 68H207L208 69V67H205ZM239 68H241V66H239ZM245 68V67H244ZM6 69H7V67H6ZM8 69H10L11 70V68H8ZM7 69V70H8ZM13 69V68H12ZM17 69H18V67H17ZM29 69V68H28ZM41 69V68H40ZM39 69V70H40ZM73 69V68H72ZM78 70H79V68H77ZM89 69V68H88ZM88 69H86V70H84V71H82V72H80V75L78 74V78L77 79H72V80H69L68 78H65L66 77V74H65V77H63V78H61V79H59V80H55V81H53V78L51 77V75H49V74H45V76H42L41 74H42V72H41V78H39L38 79V81L41 83V84H43L42 86H37L36 87V89L31 93L32 94V96H33V99H38V100H43V102L41 103V104H35V105H33L32 104V100H27V99H25V98H23V97H20V95H17V93H18V90L21 88V83L23 82V81H25V80H27V79H33V80H37V79H35V77L33 76V75H31V74H27V72H26V74L25 73H20L19 72V70H18V72L19 73H12L11 75H7V74H5L4 72H2V74L4 73L5 75H3L4 77H1L0 78V188L4 185V184H7V185H9V188H12L13 186H21L22 188H25V187H28V188H31V189H33V190H35L36 191V193L37 194H35V197H34V201L36 202V208L39 210V214L36 216V217H31V216H21V217H19V216H15V219L14 220H11L8 224L6 223V224H3L2 226H4V228L3 229H1L0 230V242H1V246H0V260L3 262V263H7L8 262V260H12V262L15 260V259H17V258H23L26 254H28L29 252H30V246H33V248L35 249V247H40V248H43V249H45L44 250V252L47 250H51V251H56V253L58 254V256L61 258V262H58V263H60V264H106V262H108L107 261V256L105 257L104 256V254H105V252L107 251V250H105L104 248H102V249H104V253L103 252H101V251H99V250H96V249H94V248H89V247H86L85 245H82V244H78V247H79V251H77V253H75V252H64V251H62V250H59L58 248H56L54 245H52L49 241L50 240H48L50 237H51V235H49L50 233H47L46 231H45V229L48 227V225L50 224V222L49 221H51V220H53V218H54V220L57 222V220H58V216H60L61 217V219H65L66 221H68V223H72V219H71V213H70V208H69V206L68 205H65L66 207H64L63 205H61V204H59V202H58V200H56V196H58V195H60V196H62V193H65V190H67L68 188H70V187H77V186H74L73 184H72V182L70 181V179H69V172H64V171H56L55 169H56V167H57V165H58V163H57V161L56 160H54V158H53V154L56 156H59V157H61V156H68V157H72V158H74V157H81L82 159H83V163L84 164H88V163H92V162H95V164H99V163H101L102 162V160L100 159V158H98L97 156H95V155H92V156H88V155H85V154H83V153H76L72 148H70L69 146H67V145H64L63 146V144H69V145H71V144H73V143H79L80 144V142L81 143H83V141H90L91 140V142H92V144H97L98 145V143H97V141H99L100 140V142L101 141H103V142H107L108 141V143H112L113 144V146L112 145H110V146H112L114 149H116L117 147H118V145H119V143H122L123 141H122V136H123V134L124 133H130V135H131V140H133L135 143L134 144H136V143H144L143 144V146L145 145V144H147V146L149 145L150 147L152 146V148H153V146H155L157 143H156V141H154V137H155V134L156 135H158L159 133H162L163 135H164V133H165V136H166V134H170V133H168L169 132V128H175L176 127V133L178 134V135H183L184 137L185 136H187L188 134H192V136L194 135V133H192L193 131H195L196 130V132L198 133V134H200L201 132L199 131H197V128H193V127H186V128H183V127H180L181 125L179 124V122L181 121H183V122H189V121H191L192 120V118H193V115L191 114V113H189V111H186L185 109H182L181 107H177V109H176V112H175V114H173L172 113V110H171V108L169 107V106H167L166 105V103L164 102V99L165 98H167V97H169L168 95H167V93L168 92H170V91H172L173 90V88H172V86H173V84L172 85H170L169 83H167L168 81H166V84H164L163 82H165V81H160V82H157V83H160V84H158L159 86L163 83L164 85L163 86H160L159 88H161V90H160V94H161V99H158V100H156L155 98L154 99H152V97L153 96H150V92H152V90H150L149 88L150 87H142V86H144V85H142L141 87H137V86H134V90H133V88H132V86H131V88H129V90L127 91V92H125L124 94H122V95H118V96H113V98H112V101H113V103L114 104H111V105H108L107 104V102H105V103H101V104H99V105H93V104H91V103H89L88 102V100H87V91H82V95H81V97H80V99L77 101V100H75V99H73L72 97H70L67 93H62V90H63V88H69V89H81L82 87H83V81H85L86 79H89V78H93V71H87ZM98 69V68H97ZM112 69H115L114 67L112 68ZM121 69V68H120ZM2 69H0V71H1ZM5 70V69H4ZM27 70V69H26ZM34 70V69H33ZM36 70V71H37ZM42 70V69H41ZM44 70V69H43ZM51 70H54L53 68L51 69ZM64 70V69H63ZM78 70H77V72H78ZM90 70V69H89ZM92 70V69H91ZM95 70V69H94ZM102 70H103V68H102ZM105 70V69H104ZM118 70V72H119V68L117 69ZM117 70H115L116 72H117ZM209 70V69H208ZM207 70V71H208ZM215 70H216V68H215ZM13 71V70H12ZM45 71V70H44ZM55 71V70H54ZM71 71V70H70ZM69 71V72H70ZM97 72H98V70H96ZM111 71V70H110ZM110 71H108V72H110ZM122 71V70H121ZM211 71H214V69L213 70H211ZM16 72V71H15ZM29 72V71H28ZM46 72V71H45ZM49 72V71H48ZM56 72V71H55ZM58 72H59V70H58ZM100 72V71H99ZM104 72V71H103ZM102 72V73H103ZM107 72V73H108ZM111 72H113V71H111ZM111 72H110V75H115L116 74V72L115 73H112L111 74ZM209 72H210V70H209ZM37 73V72H36ZM39 73V72H38ZM37 73V74H38ZM50 73H51V71H50ZM64 73V72H63ZM79 73V72H78ZM91 73H93L92 75H91ZM36 74V75H37ZM53 75H55L56 73H52ZM1 75V74H0ZM58 75V74H57ZM68 75V74H67ZM2 76V75H1ZM60 76V75H59ZM69 76V75H68ZM40 77V76H39ZM58 78V77H57ZM71 78V77H70ZM176 80V79H175ZM172 81V80H171ZM162 82V83H161ZM40 83H39V85H40ZM156 83V84H157ZM173 83H175V82H173ZM148 84V83H147ZM155 84V85H156ZM178 84V83H177ZM136 85V84H135ZM146 85V84H145ZM149 85V84H148ZM175 85V84H174ZM180 85V84H179ZM154 86V85H153ZM184 88H187L186 86H183ZM183 87H182V89L180 88L179 89V91L180 90H183ZM177 88V87H176ZM179 88V87H178ZM193 88V87H192ZM192 88H190V89H192ZM152 89V88H151ZM155 89V87L153 88V91H155L154 90ZM127 89H125V91H126ZM185 90V89H184ZM133 91H134V99L136 100V97L137 98H144V99H146L147 98V100H148V98H151V100H152V103H155L156 105H160L159 106V110H160V108L161 109H164L165 111H163V113H161L160 111H158V112H160L162 115H161V117H157V118H160L159 119V121H158V126L156 127V128H149V127H147V126H145V124H143V125H138V124H136V123H133L129 118H128V115L126 116V114L123 112V110L125 109V108H127V107H129V105H130V103H131V101L133 100L132 98H133ZM175 91H176V89H175ZM178 91V90H177ZM176 91V92H177ZM192 91V90H191ZM185 92V91H184ZM155 93V92H154ZM173 93V92H172ZM178 93V92H177ZM180 93V92H179ZM181 93H183L182 91H181ZM187 93H189V91H187ZM186 93V94H187ZM193 93V92H192ZM121 94V93H120ZM170 94H171V92H170ZM191 94V93H190ZM197 94V93H196ZM182 95V94H181ZM180 95V97H182ZM184 95V94H183ZM195 95V94H194ZM193 95V96H194ZM198 95V94H197ZM220 95H222V94H220ZM225 95V94H224ZM164 96V97H163ZM165 96H167V97H165ZM178 96H179V94H178ZM196 96V95H195ZM185 97V96H184ZM192 97V96H191ZM217 97L218 96H216V99H217ZM227 97V96H226ZM243 97V96H242ZM174 98V97H173ZM185 98H187V99H189L187 96L185 97ZM194 98H196V97H194ZM198 98V97H197ZM218 98H223V97H218ZM225 98V97H224ZM223 98V99H224ZM234 98V100H235V97H233ZM244 98V101L246 100L245 99V97H243ZM132 99V100H131ZM180 99V98H179ZM187 99H185V102H187L188 100ZM192 100H193V98H191ZM215 99V100H216ZM222 99V100H223ZM227 98H225V100H226ZM138 100H140V99H137V101ZM150 100V99H149ZM166 100V99H165ZM176 100V99H175ZM181 100V99H180ZM179 100V101H180ZM183 100V99H182ZM187 100V101H186ZM196 100V99H195ZM218 100V99H217ZM243 100V99H242ZM141 101V100H140ZM142 101L143 102H145V100H143L142 99ZM179 101H178V106H179ZM197 101V100H196ZM195 101V102H196ZM241 101V100H240ZM239 100L237 101V102H240ZM184 102V101H183ZM193 102V101H192ZM217 102V101H216ZM223 103H224V101H222ZM146 103V102H145ZM144 103V104H145ZM151 103V102H150ZM181 103V102H180ZM190 103V102H189ZM217 103H219V102H217ZM226 103H228V101L226 102ZM233 102H231L230 104H232ZM242 104H243V102H241ZM147 104H148V101H147ZM154 104V105H155ZM170 104V103H169ZM183 104H185V103H183ZM187 104V103H186ZM192 104H194V103H192ZM220 105H221V102L219 103ZM225 104V103H224ZM229 104V103H228ZM227 104V105H228ZM239 104V103H238ZM151 105V104H150ZM150 105H148L147 107H149ZM153 105V104H152ZM180 105H182V104H180ZM190 105V104H189ZM226 105V104H225ZM233 105V104H232ZM231 105V106H232ZM235 105V104H234ZM233 105V106H234ZM237 105V104H236ZM241 105V104H240ZM258 105V104H257ZM257 105H254L255 106V108H254V106H253V108L252 109H250L249 107L247 108V106L246 107H241L240 106V108H238L237 109V106H236V108H235V110H230L233 114H237V116L238 115H241V117L243 116H248V117H246V119L247 118H249L250 119V121H249V119H248V121L251 123V121H252V123L251 124H254V121H256L255 123H256V126L258 127L259 126V128H260V126H264V121H257L256 119H258V114H259V108L260 107H256ZM263 105V104H262ZM262 105H260V106H262ZM40 106L41 107H44V110H42L41 108H40ZM185 106H187V105H185ZM191 106V105H190ZM215 106H217L216 104H215ZM243 106V105H242ZM245 106V105H244ZM259 106V105H258ZM154 107V106H153ZM145 109H146V107H144ZM176 108V107H175ZM227 108V107H226ZM46 109V110H45ZM144 109V110H145ZM150 108H148V110H149ZM155 109H158V107H156ZM191 109H193V107L191 108ZM232 109H234V108H232ZM89 110H94L95 111V114L94 115H90V113H89ZM144 110H142V111H144ZM190 110V109H189ZM47 111H48V113H47ZM50 111V112H49ZM127 112H128V110H126ZM262 111H264V108H263V110ZM261 111V112H262ZM126 112V113H127ZM192 112V111H191ZM225 112H227V110L225 111ZM260 112V113H261ZM142 113V112H141ZM144 113V112H143ZM142 113V114H143ZM196 113V112H195ZM230 112H227V114H229ZM232 113L231 114H229V115H232ZM264 113V112H263ZM128 114V113H127ZM140 114V113H139ZM137 115V116H141V115ZM158 113H156V115H157ZM173 114V116H172V118H170V115H172ZM226 114V113H225ZM224 114V115H225ZM226 114V115H227ZM149 115H150V112H149ZM148 115V116H149ZM224 115H220V117L222 118H219V119H221V120H223V118H225V117H223ZM235 115H233V116H235ZM158 116H160L159 114H158ZM194 116H196L195 114H194ZM202 116V115H201ZM205 116V115H204ZM144 117V116H143ZM147 117V116H146ZM207 117V116H206ZM240 117V116H239ZM140 118V117H139ZM150 118V117H149ZM199 118H200V116H199ZM201 118H203V117H201ZM227 118H229L228 117V115H227ZM230 118L232 119V117L230 116ZM235 118H237V117H235ZM146 119V118H145ZM145 119H143V120H145ZM244 119V118H243ZM242 119V121H247V120H243ZM260 120H261V117L259 118ZM158 120V119H157ZM200 120V119H199ZM205 120V119H204ZM208 120V119H207ZM228 120V119H227ZM233 120V119H232ZM240 120V119H239ZM239 120H238V122H239ZM155 121V120H154ZM200 121H202V120H200ZM199 121V122H200ZM231 121V120H230ZM241 121V120H240ZM157 122V121H156ZM183 122L181 123L182 125H183ZM193 122H195V126H196V118H194V121ZM198 122V123H199ZM206 122V121H205ZM225 122V120H223V121H221V123H223V125L225 124L224 123ZM229 122V121H228ZM248 122V123H249ZM190 123V122H189ZM202 123H204V121H202ZM201 123V126L202 125H204L205 126V124H202ZM207 123H208V121H207ZM227 123V122H226ZM230 123V122H229ZM234 122L232 121V123L231 124H233ZM247 123V124H248ZM249 123V124H250ZM157 123H155V125H156ZM180 126H179V125ZM185 124V123H184ZM186 124H188V123H186ZM209 124V123H208ZM236 124V123H235ZM234 124V125H235ZM190 125V124H189ZM198 125V124H197ZM200 125V124H199ZM211 125V124H210ZM210 125H208V126H210ZM173 126H175V127H173ZM191 126H192V124H191ZM194 126V125H193ZM194 126V127H195ZM204 126L202 127L203 129H204ZM233 125H231V127H232ZM153 127V126H152ZM199 127V126H198ZM206 127H207V125H206ZM211 127V126H210ZM229 128H230V126H228ZM262 127H261V129H262ZM200 128V127H199ZM225 128H227V126L225 125ZM229 128L228 129H226V130H229ZM258 128V129H259ZM212 129V128H211ZM231 129V128H230ZM172 130V129H171ZM199 130V129H198ZM201 131L203 132V130L201 129ZM207 131V130H206ZM172 132V131H171ZM195 132V133H196ZM209 132H211V131H209ZM213 132V131H212ZM227 132V131H226ZM158 133V134H157ZM204 133H205V131H204ZM208 133L206 132L205 133V135H204V137H206V135H207ZM214 134V133H213ZM171 135V134H170ZM201 136H202V134H200ZM200 135H198V137L200 136ZM210 135H211V133H210ZM234 135V134H233ZM159 136V138H162V137H160V135H158ZM174 136V135H173ZM189 136V135H188ZM235 136V135H234ZM175 137V136H174ZM196 138V139H198V143L199 142H201V141H199V138ZM208 137H209V135H208ZM233 137V136H232ZM236 137V136H235ZM90 138V139H89ZM169 138V137H168ZM193 138H195L194 136H193ZM192 138V139H193ZM214 138V136L211 138V139H213ZM228 138H230V137H228ZM157 139V138H156ZM166 140H167V138H165ZM206 139V138H205ZM160 140V139H159ZM165 140V141H166ZM169 140V139H168ZM176 140V139H175ZM186 140V139H185ZM189 140V139H188ZM190 140H191V137H190ZM195 140V139H194ZM201 140V139H200ZM209 140V139H208ZM230 140V139H229ZM235 140V139H234ZM24 141H28V142H36V143H38L39 145H41V147H46L47 149H42V150H40V152L38 153V154H36L35 152H33V150H31L30 148H29V146L28 145H23V142ZM171 141V142H170ZM170 141H166V142H163V140H162V142H161V144H160V142L157 144V145H159V147L160 146H162V147H164L166 150L168 149L169 151H170V153H171V155H170V157L171 156H173V157H180L184 162H185V164L186 165H188V166H190V169L192 168L191 167V165H192V163H193V159H192V155H189L190 154V152H185L187 149H188V147H189V144H187L188 142H187V140H186V142L187 143H185L186 145H187V149L184 151L178 144H175V142H172V141H174V140H171V138H170ZM193 141V140H192ZM203 141H204V139H203ZM206 141V140H205ZM210 141V140H209ZM99 142V143H100ZM129 142V140L127 141V143H126V145L127 144H129L128 143ZM177 142V141H176ZM189 142H191V141H189ZM124 143V142H123ZM130 143H131V141H130ZM211 143V142H210ZM141 144V145H142ZM192 144V143H191ZM196 144V143H195ZM194 143H193V146L192 147H194V146H196ZM201 144V143H200ZM212 144V143H211ZM210 144V145H211ZM234 144V143H233ZM30 145V144H29ZM39 145H38V148H40L39 147ZM88 145H90L89 143H88ZM93 145V146H94ZM141 145H139V146H141ZM156 145V146H157ZM209 145V147L211 148L212 147V145L210 146ZM216 145V144H215ZM130 146V145H129ZM128 146V147H129ZM137 146V145H136ZM143 146H141V147H143ZM147 146L145 147V148H147ZM202 146V145H201ZM200 146V147H201ZM83 147H85V146H83ZM88 147V146H87ZM96 147V146H95ZM120 147H121V145H120ZM149 147V148H150ZM158 147V148H159ZM191 147V146H190ZM189 147V148H190ZM208 147V146H207ZM207 147L206 148H204L205 149V151H207L206 149H207ZM48 148H50V150H48ZM112 148V149H113ZM122 148V147H121ZM131 148V147H130ZM157 148V149H158ZM185 148V147H184ZM195 148H198V147H195ZM202 148V147H201ZM212 148H215V147H212ZM220 148V147H219ZM84 149V148H83ZM99 149H101V147L99 148ZM126 148H124V150H125ZM159 149H161V147L159 148ZM163 149V148H162ZM51 150H54L53 152L51 151ZM109 150V149H108ZM133 150V149H132ZM135 150V149H134ZM147 151H148V148L146 149ZM146 150H144V152L146 151ZM151 150H153V149H151ZM193 150H194V148H193ZM202 150V149H201ZM208 150H209V148H208ZM217 150V149H216ZM220 150V149H219ZM222 150V149H221ZM100 151V150H99ZM107 151V150H106ZM113 151V150H112ZM136 151V150H135ZM139 152H140V150H138ZM143 151V150H142ZM157 151V150H156ZM189 151V150H188ZM192 151V150H191ZM195 151V150H194ZM196 151H198L199 152V148H198V150H196ZM210 151H211V149L208 151L209 153H210ZM223 151V150H222ZM104 152V151H103ZM117 152H118V150H117ZM121 152V151H120ZM127 152V151H126ZM131 152V151H130ZM138 152V153H139ZM143 152V153H144ZM161 152V151H160ZM165 152V151H164ZM202 151H200L199 153H201ZM212 152H214V150L212 151ZM106 153V152H105ZM132 153V156L134 155L133 154V152H131ZM136 153H137V151H136ZM141 153V152H140ZM143 153H141V154H143ZM152 153V152H151ZM209 153H208V156L210 157L211 155H212V153L209 155ZM222 153V152H221ZM220 153V154H221ZM119 154V153H118ZM123 155L125 154V153H122ZM122 154H121V156H122ZM129 153H127V155H128ZM147 154V153H146ZM145 154V155H146ZM154 153H152V155H153ZM169 154V153H168ZM195 154V153H194ZM214 154V153H213ZM216 154V153H215ZM223 154V153H222ZM113 155V154H112ZM126 155V154H125ZM125 155H124V159L126 158V157H129V155L128 156H126L125 157ZM136 155V154H135ZM156 155H157V153H156ZM167 155V154H166ZM196 155V154H195ZM194 155V157H196L197 155L199 156L198 157V159L201 157V154L199 155V154H197L196 156ZM224 155V154H223ZM223 155L220 157V159L223 157ZM115 156H117V155H115ZM132 156H130L131 157V159L133 158ZM143 156V155H142ZM142 156L140 157V158H142ZM148 157L150 156L149 154L147 155ZM158 156H160V153H159V155H157L156 156V158L158 157ZM165 156V155H164ZM164 156H162L163 158H167V157H164ZM168 156V155H167ZM203 157H201V158H203V161L202 162H200V163H198L197 161H196V166H197V168L196 169H198V170H196L197 172H199V169L200 170H207L208 168L207 167H210V166H208V164H210L209 163V161L208 160H210V159H208L209 157L208 156H204V155H202ZM213 157H214V155H212ZM118 157V156H117ZM123 157V156H122ZM144 157V156H143ZM147 157V158H148ZM152 157V156H151ZM161 157V156H160ZM160 157H158V160H159V158ZM175 157V158H176ZM204 157H207L205 160H204ZM225 157H226V155H225ZM37 158V159H36ZM80 158V159H81ZM120 158V157H119ZM135 158V157H134ZM138 158V157H137ZM153 158V157H152ZM212 158V157H211ZM215 158V157H214ZM213 158V159H214ZM216 158H217V156H216ZM117 159V158H116ZM123 159V158H122ZM122 159H121V161H122ZM128 159H130V158H128ZM127 159V160H128ZM161 159V158H160ZM167 159H170V158H167ZM194 159H196V158H194ZM237 159H238V157H237ZM141 160V159H140ZM143 160V159H142ZM150 160V159H149ZM152 160H155V159H152ZM163 160V159H162ZM177 160H179V158L177 159ZM218 160H219V156H218ZM239 160V159H238ZM120 161V162H121ZM195 161V160H194ZM210 161H212V159L210 160ZM215 161V160H214ZM224 161H225V163H226V160L224 159ZM118 162V161H117ZM116 162V163H117ZM158 162V161H157ZM221 162V161H220ZM35 163H36V165H35ZM66 163V162H65ZM131 163V162H130ZM156 163V162H155ZM163 163V162H162ZM167 162H165V164H166ZM212 163V162H211ZM217 163H218V161H217ZM221 163H223V162H221ZM224 163V164H225ZM240 163V162H239ZM245 163V162H244ZM84 164H82V165H84ZM119 164V163H118ZM118 164H117V166H118ZM164 164V165H165ZM170 164V163H169ZM228 164V163H227ZM226 164V165H227ZM63 165V164H62ZM67 165H69V164H67ZM81 165V166H82ZM124 165H126V163L124 164ZM156 165V164H155ZM181 165V164H180ZM194 165V164H193ZM192 165V166H193ZM211 165V164H210ZM219 165H221L220 163H219ZM225 165V166H226ZM240 165H242V162L240 163ZM245 165V164H244ZM89 166V165H88ZM93 167H94V165H92ZM91 166V167H92ZM99 166V165H98ZM104 166V165H103ZM107 166V165H106ZM109 166V165H108ZM153 166V165H152ZM151 166V169H155V167H152ZM157 166H158V164H157ZM167 167L169 166V165H166ZM172 166V165H171ZM176 166V165H175ZM175 166H173L172 168L174 169V167ZM195 166V165H194ZM243 166V165H242ZM63 167V166H62ZM69 167V166H68ZM125 167V166H124ZM143 167V166H142ZM150 167V166H149ZM162 167V166H161ZM177 167H179V165L177 166ZM182 167V166H181ZM180 167V168H181ZM212 167H213V164H212ZM215 167V166H214ZM217 167H218V165H217ZM227 167V166H226ZM229 167V166H228ZM240 167V166H239ZM244 167V166H243ZM70 168V167H69ZM82 168H83V166H82ZM108 168V167H107ZM106 168V170H108ZM113 168H115L114 166H113ZM119 168V167H118ZM166 168V167H165ZM165 168H163V169H165ZM169 168V167H168ZM167 168V169H168ZM180 168H178V169H180ZM195 168H193V170L195 169ZM211 168V167H210ZM248 168V167H247ZM91 169V168H90ZM98 169H100V168H98ZM110 169H112V168H110ZM120 169V168H119ZM131 169V168H130ZM145 169V168H144ZM150 169V170H151ZM166 169V170H167ZM175 169H177L176 167H175ZM188 169V168H187ZM212 169V168H211ZM210 169V170H211ZM219 169V168H218ZM221 169H222V171H223V166L221 167ZM221 169H219V170H221ZM95 170H96V168H95ZM127 170H128V168H127ZM134 170V169H133ZM135 170H136V168H135ZM148 170V169H147ZM156 170V169H155ZM154 170V172H156ZM159 170H161V169H159ZM168 170H170V169H168ZM181 170V169H180ZM226 170V169H225ZM224 170V171H225ZM242 170V169H241ZM119 171V170H118ZM122 171V170H121ZM138 171V170H137ZM141 171H142V169H141ZM140 171V172H141ZM165 171V170H164ZM174 171V170H173ZM189 171V170H188ZM195 170H194V172H196ZM209 171V170H208ZM212 171V170H211ZM217 171V170H216ZM243 171V170H242ZM246 171V170H245ZM134 172V171H133ZM136 172V171H135ZM134 172V173H135ZM153 172V171H152ZM158 172V171H157ZM156 172V173H157ZM160 172V171H159ZM162 172H163V170H162ZM161 172V173H162ZM178 172H180V171H178ZM189 172H191V171H189ZM193 172V173H194ZM203 172H205V171H203ZM202 172V173H203ZM210 172V171H209ZM213 172V171H212ZM211 172V174H213L214 172H215V170H214V172L212 173ZM218 172V171H217ZM227 172V171H226ZM229 172H231V171H229ZM244 172V171H243ZM242 172V173H243ZM93 173V172H92ZM98 173H100L99 171H98ZM122 173V172H121ZM120 173V174H121ZM137 173V172H136ZM135 173V174H136ZM174 173H175V171H174ZM222 173H224V172H222ZM255 173H257L256 171H255ZM131 174V173H130ZM134 174V175H135ZM138 174V173H137ZM147 174V173H146ZM169 174V179H170V175L171 174H173V173H168ZM196 173H194V175H195ZM208 174V172L206 171V175ZM210 174V175H211ZM217 174V173H216ZM219 174H221V173H219ZM229 174V173H228ZM245 174H246V172H245ZM258 174V173H257ZM94 175V174H93ZM133 175V174H132ZM140 175H142L141 173H140ZM144 175V174H143ZM149 175V174H148ZM153 175V174H152ZM159 175H161V174H159ZM158 175V176H159ZM176 175V174H175ZM204 175V174H203ZM209 175V174H208ZM209 175V176H210ZM213 175H215V173L213 174ZM230 175L232 176V174L230 173ZM244 175V174H243ZM251 175V174H250ZM139 176V175H138ZM168 176V175H167ZM172 176V175H171ZM189 176H190V174H189ZM208 176V177H209ZM218 176V175H217ZM221 175H219L218 177H220ZM227 176V175H226ZM245 176H247V177H245ZM245 176H243L244 178H250V179H252L251 178V176L250 177H248L249 176V174H246ZM259 176V174L256 176V177H258ZM83 177H85V176H83ZM100 177V176H99ZM132 177V176H131ZM142 177V176H141ZM140 177V178H141ZM149 177V176H148ZM156 177V176H155ZM160 177V176H159ZM164 177V176H163ZM178 177H179V173H178ZM181 178H182V176H180ZM191 177H193V175H191ZM204 177V176H203ZM202 177V178H203ZM207 177V178H208ZM212 177V176H211ZM214 177V176H213ZM221 177H223L224 178V176H221ZM229 177V176H228ZM228 177H226V178H228ZM253 177V176H252ZM255 177V178H256ZM91 178V177H90ZM113 178H116V176L115 177H113ZM122 178V177H121ZM133 178H135V176L133 177ZM146 178V177H145ZM145 178H142L143 180L145 179ZM150 178V177H149ZM148 178V179H149ZM158 178V177H157ZM173 178V177H172ZM198 178V177H197ZM222 178V179H223ZM230 178V177H229ZM228 178V179H229ZM84 179V178H83ZM111 179V178H110ZM125 179V178H124ZM129 179V178H128ZM130 179H132V178H130ZM129 179V180H130ZM151 179V178H150ZM159 179V178H158ZM162 179V178H161ZM168 179V180H169ZM214 179H216L215 177H214ZM246 179H244L245 180V182H249V181H246ZM247 179V180H248ZM90 180V179H89ZM117 180V179H116ZM119 180H121V179H119ZM136 180H137V178H136ZM135 180V181H136ZM139 180V179H138ZM141 180V179H140ZM147 180V179H146ZM171 180V179H170ZM179 180H180V178H179ZM189 180H191V179H189ZM194 180V179H193ZM202 180V179H201ZM217 180L219 181V179L217 178ZM225 180V179H224ZM223 180V181H224ZM227 180V179H226ZM107 181V180H106ZM110 181V180H109ZM112 181V180H111ZM110 181V182H111ZM118 181V180H117ZM123 181V180H122ZM134 181V180H133ZM161 181V180H160ZM172 181V180H171ZM170 181V182H171ZM173 181H175V180H173ZM178 181V180H177ZM205 181H207V180H205ZM264 181V180H263ZM75 182V181H74ZM84 182H85V180H84ZM86 182H87V180H86ZM108 182V181H107ZM109 182V183H110ZM128 182H132V181H128ZM140 183H142L141 181H139ZM144 182V181H143ZM146 182V181H145ZM148 182V181H147ZM146 182V183H147ZM158 182V181H157ZM165 182H167L166 180H165ZM179 182H181V180L179 181ZM191 182V181H190ZM196 182V181H195ZM200 182H202V181H200ZM209 182V181H208ZM89 183V182H88ZM87 183V184H88ZM104 183V182H103ZM101 184V182H98V180L97 181H94V185L95 186H97V185H99L100 184V186H98V189L99 190H101V188H104V190H103V192L105 191V188H106V190L107 191H111V192H116L117 191V185H119L121 182H119V184H117L118 182H116V181H114V179H113V182L112 183H110V184H108V185H104V184ZM133 183V182H132ZM139 183V184H140ZM159 183V182H158ZM168 183V182H167ZM165 183V187H166V185L167 186H172V185H174V184H172V182H171V184L170 183ZM174 183V182H173ZM226 183V182H225ZM230 183V182H229ZM81 184V183H80ZM82 184H83V182H82ZM82 184H81V186H82ZM117 184V185H116ZM124 184V183H123ZM138 184V183H137ZM143 184V183H142ZM149 184V183H148ZM152 184V183H151ZM159 184H161V183H159ZM163 184H164V182H163ZM178 184V183H177ZM205 183H203V185H204ZM207 184V183H206ZM208 184H210V182L208 183ZM223 184V183H222ZM77 185V184H76ZM84 185V184H83ZM136 185V184H135ZM141 185V184H140ZM198 185V184H197ZM199 185H201V184H199ZM199 185H198V187H199ZM224 185V184H223ZM230 185V184H229ZM87 186V185H86ZM89 186V185H88ZM126 186V185H125ZM137 186V185H136ZM180 186V185H179ZM179 186H174V187H178L179 188V190H180V187ZM183 186V185H182ZM193 186V185H192ZM194 186H196V184L194 185ZM207 186H210L211 187V185H207ZM213 186V185H212ZM215 186H216V184H215ZM233 186V185H232ZM235 186V185H234ZM119 187H120V185H119ZM202 187V186H201ZM209 187V188H210ZM214 187V186H213ZM212 187V188H213ZM125 188V187H124ZM168 188V187H167ZM178 188H177V191H178ZM208 188V187H207ZM216 188V187H215ZM214 188V189H215ZM230 188V187H229ZM2 189V192H5L6 191V189L7 188H4L3 189V187L1 188ZM72 189V191H73V188H71ZM70 189V190H71ZM77 189V188H76ZM75 189V190H76ZM82 189V188H81ZM146 189V188H145ZM175 189V188H174ZM211 189V188H210ZM232 189H233V187H232ZM5 190V191H4ZM84 190V189H83ZM184 190V189H183ZM212 190V189H211ZM15 191V190H14ZM24 191H26V190H24ZM29 191V190H28ZM77 191H78V189H77ZM88 191H90V190H88ZM102 191V190H101ZM106 191V192H107ZM231 191H234V189L233 190H231ZM236 191H238V190H236ZM20 192V191H19ZM22 192V191H21ZM20 192V193H21ZM75 192V191H74ZM103 192H102V194H103ZM128 192V191H127ZM135 192V191H134ZM181 192V191H180ZM184 192V191H183ZM212 192V191H211ZM229 192H230V190H229ZM239 192V191H238ZM80 193H82V192H80ZM84 193V192H83ZM137 193V192H136ZM135 193V194H136ZM179 193V192H178ZM217 193V192H216ZM216 193L214 194L213 193V195H216ZM232 193V192H231ZM11 194V193H10ZM9 194V195H10ZM22 194H23V192H22ZM68 194V193H67ZM78 194V193H77ZM88 194V193H87ZM115 194V193H114ZM128 194V193H127ZM158 194V193H157ZM163 194V193H162ZM241 194V193H240ZM18 195V194H17ZM28 195V194H27ZM82 195V194H81ZM90 195H91V193H90ZM104 195V194H103ZM113 195V194H112ZM130 195V194H129ZM133 194H131V196H132ZM161 195V194H160ZM186 195V194H185ZM212 195V194H211ZM219 195V194H218ZM238 195V194H237ZM236 194H235V196H237ZM21 196V195H20ZM19 196V197H20ZM24 196V195H23ZM30 196V195H29ZM66 196V195H65ZM77 196V195H76ZM75 196V197H76ZM87 195L85 194V197H86ZM92 196H93V194H92ZM92 196H90V198L92 197ZM134 196V195H133ZM210 196V195H209ZM74 197V196H73ZM78 197V196H77ZM84 197V199H86ZM95 197H97V196H95L94 195V197H92V199H94ZM106 197H107V195H106ZM140 197V196H139ZM164 197H166V196H164ZM186 197V196H185ZM216 197V196H215ZM241 197V196H240ZM18 198V197H17ZM59 198V197H58ZM70 198H72V197H70ZM99 198V197H98ZM102 198V197H101ZM154 198H155V196H154ZM184 198V197H183ZM183 198H182V200H183ZM207 198V197H206ZM217 198V197H216ZM215 198V199H216ZM219 198H221V197H219ZM15 199V198H14ZM26 199H27V197H26ZM30 199H32V198H30ZM52 199V200H51ZM65 199H66V197H65ZM69 199V198H68ZM78 199H82L81 197L80 198H78ZM92 199H90V200H92ZM103 199H105L106 200V198H103ZM102 199V200H103ZM162 199H164V198H162ZM167 199V198H166ZM169 199V198H168ZM185 199V198H184ZM222 199V198H221ZM237 199V198H236ZM238 199H240V198H238ZM61 200V199H60ZM64 200V199H63ZM67 200V199H66ZM98 200V199H97ZM101 200V199H100ZM112 200V199H111ZM110 200V201H111ZM146 200V199H145ZM152 200V199H151ZM155 200H156V198H155ZM165 200V199H164ZM223 200V199H222ZM30 201V200H29ZM32 201V200H31ZM156 201H158V200H156ZM166 201V200H165ZM176 201V200H175ZM179 201V200H178ZM184 201V200H183ZM215 201V200H214ZM218 201H219V199H218ZM217 201V202H218ZM240 201H242L241 199H240ZM18 202V201H17ZM34 202V203H35ZM124 202V201H123ZM132 204H133V202L132 201H130ZM164 202V201H163ZM221 202V201H220ZM22 203V202H21ZM29 203V202H28ZM88 203V202H87ZM107 203V202H106ZM164 203H166V202H164ZM180 203V202H179ZM183 203V202H182ZM181 203V204H182ZM216 203V202H215ZM12 204H13V202H12ZM30 204L31 203H29V206H30ZM157 204V203H156ZM162 204V203H161ZM210 204H211V202H210ZM217 204V203H216ZM17 205V204H16ZM34 205V204H33ZM76 205V204H75ZM87 206H88V204H86ZM110 205V207H112L111 206V204H109ZM108 205V206H109ZM125 205V204H124ZM172 205V204H171ZM179 205V207H181V205L180 204H178ZM219 205V204H218ZM240 205V204H239ZM254 205H257V204H254ZM35 206V205H34ZM33 206V207H34ZM79 206V205H78ZM81 206V205H80ZM86 206V207H87ZM119 206V205H118ZM129 206V205H128ZM134 206V205H133ZM164 206H166V204H164ZM173 206L175 207V205L173 204ZM217 206V205H216ZM241 206H242V204H241ZM32 207V206H31ZM73 207V206H72ZM82 207V206H81ZM95 207H96V205H95ZM125 207H126V205H125ZM137 207H138V205H137ZM172 207V206H171ZM173 207V208H174ZM184 207V206H183ZM222 207H224V206H222ZM247 208V206H245L244 205V208ZM257 207H258V209L260 208V206H258L257 205ZM257 207H256V209H257ZM35 208V209H36ZM105 208H107V207H105ZM113 208H115V207H113ZM116 208H117V206H116ZM120 208V207H119ZM124 208V207H123ZM129 208V207H128ZM133 208V207H132ZM165 208V207H164ZM220 208V207H219ZM218 208V209H219ZM243 208V207H242ZM10 209V208H9ZM9 209H8V211H9ZM12 209V208H11ZM15 209H17V208H15ZM19 209V208H18ZM36 209V210H37ZM87 209V208H86ZM85 209V210H86ZM95 209V208H94ZM99 209V208H98ZM101 209H103V208H101ZM127 209V208H126ZM139 209H141V208H139ZM176 209H177V207H176ZM221 209V208H220ZM97 210V209H96ZM121 210V212H123L124 213V211H122V208L120 209ZM124 210V209H123ZM128 210V209H127ZM131 210H133V209H130V211ZM154 210V209H153ZM223 210V209H222ZM237 210V209H236ZM241 210V209H240ZM249 210V209H248ZM259 210H261V208L259 209ZM258 210V211H259ZM31 211H33V210H31ZM79 211H80V209H79ZM83 211V210H82ZM98 211V210H97ZM96 211V212H97ZM109 211V210H108ZM115 211V210H114ZM113 211V212H114ZM138 211V210H137ZM155 211H157L156 209H155ZM171 211V210H170ZM179 211H180V209H179ZM243 211V210H242ZM245 211L246 210H244V213H245ZM257 211V212H258ZM0 212H3V215H4V211H0ZM11 212V211H10ZM25 212V211H24ZM38 212V211H37ZM74 212V211H73ZM72 212V213H73ZM76 212V211H75ZM84 212V211H83ZM94 212V211H93ZM121 212H120V214H121ZM142 212V211H141ZM146 212V211H145ZM149 212V211H148ZM169 212V211H168ZM173 212H176V211H173ZM178 212V211H177ZM181 212V211H180ZM183 212V211H182ZM224 212H227V211H224ZM240 212V211H239ZM15 213V212H14ZM25 213H27V212H25ZM29 213H31V212H29ZM86 213V212H85ZM102 213V212H101ZM105 213V212H104ZM119 213V212H118ZM128 213V212H127ZM241 213H243V212H241ZM247 213H248V211H247ZM246 213V214H247ZM76 214V213H75ZM78 214V213H77ZM81 214V213H80ZM79 214V215H80ZM94 214V213H93ZM107 214V213H106ZM113 214V213H112ZM125 214V213H124ZM133 214V213H132ZM142 214V213H141ZM156 214V213H155ZM170 214V213H169ZM232 214H234V213H232ZM259 214H260V211H259ZM21 215V214H20ZM89 215H92V214H89ZM95 215V214H94ZM99 215V214H98ZM109 215H111V213L109 214ZM145 215H147L146 213H145ZM149 215V214H148ZM153 215V214H152ZM172 215H173V213H172ZM174 215H176V213L174 214ZM245 215V214H244ZM249 216H250V214H248ZM5 216V215H4ZM35 216V215H34ZM83 216H86V215H83ZM97 216V215H96ZM96 216H94V217H96ZM116 216V215H115ZM121 216V215H120ZM119 215H118V217H120ZM124 216V215H123ZM137 216V215H136ZM247 216V215H246ZM248 216V217H249ZM82 217V216H81ZM87 217H90V216H88L87 215ZM93 217V216H92ZM97 217H99V216H97ZM103 217H105L104 215H103ZM113 217V216H112ZM125 217V216H124ZM160 217V216H159ZM235 217V216H234ZM241 217H243V216H241ZM240 217V218H241ZM4 218V217H3ZM75 218H79V217H75ZM108 218V217H107ZM116 218V217H115ZM114 218V219H115ZM128 218V217H127ZM134 218V217H133ZM145 218V217H144ZM155 218V217H154ZM163 218V217H162ZM168 218V217H167ZM170 218V217H169ZM175 218V217H174ZM177 218V217H176ZM251 218V217H250ZM94 219V218H93ZM104 219V218H103ZM129 219V218H128ZM138 219V218H137ZM243 219H244V217H243ZM4 220V219H3ZM92 220V219H91ZM98 220V219H97ZM104 220H106V219H104ZM113 220V219H112ZM112 220H111V222H112ZM122 220V219H121ZM124 220V219H123ZM127 220V219H126ZM159 220V219H158ZM168 220V219H167ZM171 219H169V221H170ZM174 219H172V221H173ZM236 220V219H235ZM250 220V219H249ZM66 221H64V223L66 222ZM90 221V220H89ZM93 221V220H92ZM91 221V222H92ZM103 221V220H102ZM107 221V220H106ZM130 221H131V219H130ZM129 221V222H130ZM154 221V220H153ZM168 221V222H169ZM174 221H176V219L174 220ZM3 222V221H2ZM54 222V221H53ZM55 222V223H56ZM62 222V221H61ZM88 221H86V223H87ZM90 222V223H91ZM96 222H98V221H96ZM95 222V223H96ZM113 222H115V221H113ZM112 222V223H113ZM119 222H120V220H119ZM119 222H118V224H119ZM122 222V221H121ZM124 222V221H123ZM134 221H132V223H133ZM139 222V221H138ZM237 222V221H236ZM244 222H246V221H244ZM248 222V221H247ZM249 222H251V221H249ZM254 222V221H253ZM252 222V223H253ZM60 223V222H59ZM58 223V224H59ZM81 223V222H80ZM83 223H85V222H83ZM94 223V222H93ZM99 223V222H98ZM100 223H102V222H100ZM116 223V222H115ZM159 222H157L156 224H158ZM163 223V222H162ZM237 223H240V222H237ZM242 223H243V221H242ZM51 224H52V221H51ZM58 224H57V227H59L60 226V228H61V226L62 225H59L58 226ZM61 224H63V222L61 223ZM75 224L77 225V223H76V221H75ZM106 224V223H105ZM241 224V223H240ZM247 224V223H246ZM67 225V224H66ZM81 225V224H80ZM80 225H78V226H80ZM82 225H85V224H82ZM90 225H92V224H90ZM89 225V226H90ZM103 225V224H102ZM110 225V224H109ZM112 225V224H111ZM117 225V224H116ZM139 225V224H138ZM162 225V224H161ZM160 225V226H161ZM165 225V224H164ZM178 225V224H177ZM243 225V224H242ZM68 226V225H67ZM93 226V225H92ZM121 226V225H120ZM119 226V227H120ZM170 226H171V221H170ZM244 226H246L245 225V223H244ZM244 226H241V227H244ZM253 226V225H252ZM69 227V226H68ZM99 227V226H98ZM114 227V226H113ZM113 227H111V228H113ZM118 227V228H119ZM123 227H124V225H123ZM127 227V226H126ZM131 227H133V226H131ZM169 227V226H168ZM176 227V226H175ZM180 227V226H179ZM254 227H255V225H254ZM254 227H252V228H254ZM56 228V227H55ZM84 228H86V230L88 229L87 227H84ZM94 228V227H93ZM105 228H109V227H105ZM116 228V227H115ZM142 228V227H141ZM167 228V227H166ZM178 228V227H177ZM182 228V227H181ZM249 228V227H248ZM51 229H53V228H51ZM58 229V228H57ZM90 229V231L91 230H93V229H91V228H89ZM88 229V230H89ZM99 229V228H98ZM138 228H136V230H137ZM180 229V228H179ZM178 229V230H179ZM185 229H187L186 227H185ZM247 229V228H246ZM75 230V229H74ZM82 230H84V229H82ZM142 230V229H141ZM151 230H153V229H151ZM154 230H156V229H154ZM159 230V229H158ZM161 230V229H160ZM245 230V229H244ZM249 230V229H248ZM52 231V230H51ZM54 231H56V230H54ZM64 231H67V230H64ZM94 231H99V230H94ZM102 231H104V230H102ZM108 231V230H107ZM131 231V230H130ZM164 231V230H163ZM255 231V230H254ZM63 232V231H62ZM83 232V231H82ZM81 232V233H82ZM85 232V231H84ZM89 232V231H88ZM117 233H118V231H116ZM125 232V231H124ZM127 232V231H126ZM136 232V231H135ZM142 232V231H141ZM140 232V233H141ZM151 232V231H150ZM149 232V233H150ZM165 232V231H164ZM169 232H170V230H169ZM168 232V233H169ZM172 232H174V231H172ZM177 232H179V231H177ZM185 232V231H184ZM244 232V231H243ZM252 232H253V229H252ZM57 233H60V232H57ZM57 233H55L54 232V234H57ZM63 233H66V232H63ZM62 233V234H63ZM68 233V232H67ZM80 233V232H79ZM107 233H110V230H109V232H107ZM115 233V232H114ZM114 233H112L113 235H117V234H114ZM157 233V232H156ZM180 233V232H179ZM246 233V232H245ZM61 234V235H62ZM91 234V233H90ZM103 234V233H102ZM141 234H143V233H141ZM174 234V233H173ZM176 234H178V233H176ZM182 234V233H181ZM184 234V233H183ZM191 234V233H190ZM250 234V233H249ZM255 234V233H254ZM33 235H36V239H33ZM53 235V234H52ZM65 235V234H64ZM69 235V234H68ZM77 235V234H76ZM99 235H100V233H99ZM104 235V234H103ZM161 235V234H160ZM164 235V234H163ZM172 235V234H171ZM175 235V234H174ZM246 235H248V234H246ZM251 235H252V233H251ZM56 236V235H55ZM59 236V235H58ZM90 236V235H89ZM105 236V235H104ZM112 236V235H111ZM125 237H126V235H124ZM136 235H134V237H135ZM166 236V235H165ZM173 236V235H172ZM172 236H170L171 237V239H172ZM178 236V235H177ZM190 236V235H189ZM192 236V235H191ZM253 236V235H252ZM255 236V235H254ZM66 237H67V235H66ZM69 237V236H68ZM74 237V236H73ZM80 237V236H79ZM82 237V236H81ZM86 238H87V236H85ZM85 237H83V238H85ZM95 237V236H94ZM108 237H110V236H108ZM107 237V238H108ZM118 237H119V235H118ZM130 237V236H129ZM133 236H132V238H134ZM138 237V236H137ZM157 237V236H156ZM176 237V236H175ZM179 237V236H178ZM181 237V236H180ZM179 237V238H180ZM61 238V237H60ZM93 238V237H92ZM100 237H98V239H99ZM116 238V237H115ZM114 237H113V239H115ZM120 238V237H119ZM131 238V237H130ZM136 238V237H135ZM138 238H140V237H138ZM158 238V237H157ZM165 238V237H164ZM166 238H167V236H166ZM184 238V237H183ZM182 238V239H183ZM212 238V237H211ZM210 238V239H211ZM51 239V238H50ZM62 239V238H61ZM79 239H81V238H79ZM88 239H89V237H88ZM91 239V238H90ZM90 239H89V241H90ZM93 239H95V238H93ZM101 239V238H100ZM103 239V238H102ZM159 239V238H158ZM162 239V238H161ZM170 239V240H171ZM177 239V238H176ZM186 239V238H185ZM190 239H192V238H190ZM189 239V240H190ZM208 239V238H207ZM213 239V238H212ZM68 240V239H67ZM70 240H73V239H69V241ZM133 240V239H132ZM143 240V239H142ZM164 240V239H163ZM174 240V239H173ZM193 240V239H192ZM58 241H62V240H58ZM64 241V240H63ZM102 241H105V239L104 240H102ZM123 241V240H122ZM121 241V242H122ZM127 241V240H126ZM129 241V240H128ZM160 241H162V240H160ZM167 241V240H166ZM180 241V240H179ZM54 242V241H53ZM56 242V241H55ZM67 241H65V242H62L63 244L64 243H66ZM74 242V241H73ZM80 242H82V240H80ZM100 242V241H99ZM107 242V241H106ZM125 242V241H124ZM137 242V241H136ZM163 242H165V241H163ZM162 242V243H163ZM172 242H174V241H172ZM177 243H178V241H176ZM87 243H88V240H87ZM90 243V242H89ZM96 243V242H95ZM98 243V242H97ZM96 243V244H97ZM107 243H109V242H107ZM107 243H105V242H102V244H107ZM110 243H111V241H110ZM129 243V242H128ZM138 243V242H137ZM192 243V242H191ZM213 243V242H212ZM68 244V243H67ZM67 244H66V246H67ZM73 244V243H72ZM72 244H70L71 246H72ZM94 244V243H93ZM100 244H101V242H100ZM102 244H101V246H102ZM113 244V243H112ZM133 244V243H132ZM132 244H129V246L130 245H132ZM136 244V243H135ZM168 244H170V241H169V243ZM173 244V243H172ZM188 244H190V243H188ZM194 244V243H193ZM89 245V244H88ZM95 245V244H94ZM111 245V244H110ZM117 245V244H116ZM119 245V244H118ZM171 245V244H170ZM169 245V246H170ZM173 245H175V243L173 244ZM263 245H264V243H263ZM262 245V246H263ZM69 246V245H68ZM71 246H69V247H71ZM74 246V245H73ZM76 246V245H75ZM96 246V245H95ZM105 246V245H104ZM107 246V245H106ZM128 246V245H127ZM129 246H128V248H129ZM160 246V245H159ZM162 246H163V244H162ZM164 246H168V245H164ZM176 246H177V244H176ZM176 246H175V248H176ZM188 246V245H187ZM186 246V247H187ZM239 246V245H238ZM237 246V247H238ZM241 246V245H240ZM243 246H245V245H243ZM94 247V246H93ZM96 247H98V246H96ZM131 247V246H130ZM133 247V246H132ZM155 247V246H154ZM171 247V246H170ZM192 247V246H191ZM236 247V246H235ZM247 247V246H246ZM99 248H101L100 246H99ZM107 248V247H106ZM158 248V247H157ZM168 248V247H167ZM171 248H173V247H171ZM170 248V249H171ZM185 248V247H184ZM195 247L193 246V249H194ZM240 248V247H239ZM249 248V247H248ZM247 248V249H248ZM251 248V247H250ZM264 248V247H263ZM262 248V249H263ZM75 249H76V247H75ZM108 249V248H107ZM120 249V248H119ZM159 249H161V248H159ZM181 249V248H180ZM259 249H260V247H259ZM259 249H258V251H259ZM110 250V249H109ZM111 250H112V248H111ZM110 250V251H111ZM114 250V249H113ZM118 250V249H117ZM124 250V249H123ZM126 250H128V249H126ZM126 250H124L125 251V253H126ZM163 250V249H162ZM169 250V249H168ZM175 250V249H174ZM187 250H189V249H187ZM190 250H191V248H190ZM239 250V249H238ZM237 250V251H238ZM246 250V249H245ZM115 251V250H114ZM122 251V250H121ZM130 251V250H129ZM131 251H133V249L131 250ZM176 251H178V250H176ZM182 251H183V249H182ZM186 251V250H185ZM193 251H195V250H193ZM236 251V250H235ZM246 251H248V250H246ZM252 251V250H251ZM254 252H255V250H253ZM108 253H109V251H107ZM134 252V251H133ZM132 252V253H133ZM160 252V251H159ZM179 252V251H178ZM192 252V251H191ZM190 252V253H191ZM196 252V251H195ZM243 252H244V250H243ZM32 253V252H31ZM115 253H116V251H115ZM127 253H129V252H127ZM131 253V252H130ZM131 253V254H132ZM168 253V252H167ZM170 253V252H169ZM180 253V252H179ZM178 253V254H179ZM184 253V252H183ZM190 253H188L187 252V254L189 255ZM206 253V252H205ZM39 254V253H38ZM41 254H42V251H41ZM48 254V253H47ZM46 254V255H47ZM55 254V253H54ZM121 254V253H120ZM119 254V255H120ZM131 254H126L128 257L131 255ZM174 253H172V251H171V255H173ZM186 254V255H187ZM192 254H193V252H192ZM191 254V255H192ZM196 254V253H195ZM200 254V253H199ZM229 254V253H228ZM233 254V253H232ZM235 254V253H234ZM233 254V255H234ZM237 254V253H236ZM248 254V253H247ZM249 254H251V253H249ZM247 255V256H249L250 257V255ZM263 255H264V253H262ZM31 255V254H30ZM50 255V254H49ZM52 255V254H51ZM109 255H112V253L110 252V254ZM115 255V254H114ZM116 255H118V252H117V254ZM132 255H134V254H132ZM131 255V256H132ZM243 255V254H242ZM242 255H241V257H242ZM244 255H246V252L244 253ZM252 255V254H251ZM254 255V254H253ZM125 256V255H124ZM130 256V257H131ZM170 256V255H169ZM184 256H185V254H184ZM190 256V255H189ZM203 256H205V254L203 255ZM226 256H227V253H226ZM231 256V255H230ZM236 256V255H235ZM238 256V255H237ZM255 257H256V255H254ZM32 257V256H31ZM113 257V256H112ZM123 257V256H122ZM172 257V256H171ZM170 257V258H171ZM175 257H177V256H175ZM182 257V256H181ZM194 257V256H193ZM196 257V256H195ZM225 257V256H224ZM232 257H234V256H232ZM240 257V256H239ZM264 257V256H263ZM39 258V257H38ZM55 258V257H54ZM109 258V257H108ZM126 258V257H125ZM178 258V257H177ZM198 258V257H197ZM196 258V259H197ZM200 258V257H199ZM226 258V257H225ZM251 258V257H250ZM52 259H53V257H52ZM119 259H120V257H119ZM130 259H132V258H130ZM172 259V258H171ZM182 259V258H181ZM184 259V261H185V259L186 258H183ZM182 259V260H183ZM191 259V258H190ZM193 259V258H192ZM201 259V258H200ZM240 259H242V258H239V259H236V257H235V260H239L240 261ZM248 259V258H247ZM256 259V258H255ZM258 259V258H257ZM41 260V259H40ZM46 260H47V258H46ZM58 260V259H57ZM109 260V259H108ZM110 260H112V259H110ZM125 260V259H124ZM133 260V259H132ZM198 260V259H197ZM232 260V259H231ZM245 260V259H244ZM48 261V260H47ZM52 261V260H51ZM58 261H60V260H58ZM115 261H119V260H115ZM129 261V260H128ZM134 261V260H133ZM132 261V262H133ZM175 261H176V259H175ZM174 261V262H175ZM178 261V260H177ZM188 261H189V259H188ZM194 261H196V260H194ZM250 261V260H249ZM23 262V261H22ZM111 262V261H110ZM127 262V261H126ZM173 262V261H172ZM173 262V263H174ZM183 262V261H182ZM191 262V261H190ZM190 262H188V264L190 263ZM241 262H242V260H241ZM257 262V261H256ZM255 262V263H256ZM2 263V264H3ZM43 263V262H42ZM57 263V264H58ZM114 263V262H113ZM112 263V264H113ZM116 263V262H115ZM119 263V262H118ZM129 262H127V264H128ZM185 263V262H184ZM236 263H238L237 261H236ZM242 263H244V262H242ZM241 263V264H242ZM259 263V262H258ZM9 264V263H8ZM52 264V263H51ZM56 264V263H55ZM120 264H122V263H120ZM131 264V263H130ZM133 264V263H132ZM176 264H180V261L179 262H177ZM192 264H196V263H192ZM199 264H200V262H199ZM246 264V263H245ZM248 264V263H247ZM250 264V263H249ZM252 264V263H251Z\"/></svg>","mask_w":264,"mask_h":264}]
</instances>
